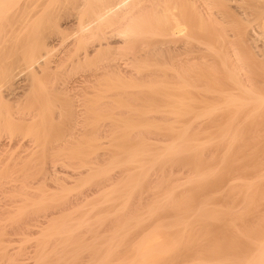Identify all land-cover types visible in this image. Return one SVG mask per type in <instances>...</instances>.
I'll return each mask as SVG.
<instances>
[{"label":"rangeland","instance_id":"374dc122","mask_svg":"<svg viewBox=\"0 0 264 264\" xmlns=\"http://www.w3.org/2000/svg\"><path fill=\"white\" fill-rule=\"evenodd\" d=\"M26 1H29L30 2L31 0H23V1L20 0L18 2H13L12 3L13 6L11 5V7L9 9V13L10 14L4 13V15H3V17L5 16L4 19H2V16H0V19L3 20V21L0 20V22L1 23L3 22V24L5 25L4 26L2 24V26L4 27V31H3V28H1L2 26L0 27L1 28L0 29V35L5 34V36H6V34H8V32H10V36H9V38H10L9 40L10 41L9 42H11V39L13 37H15L14 34H13V31H14L15 35H16L17 32L20 33V31H17V29L20 26H17V25L15 26V24L20 21V19H18V17L24 16V13L20 16V14L22 12H25V14H28L27 12H29V10L31 8V4H30L31 2L30 3L29 2L26 3ZM19 2H20V4H18ZM22 2H24L27 5H28V3L30 4L29 5L30 7L27 6L28 7V10L26 9L27 12L25 11V8L23 7L25 5H23ZM173 3H174V0H164L162 6H160V8L162 10H164L163 7L166 8V6L173 5ZM194 3L197 6L196 9H193V8H191L189 6L188 7H185L184 4L179 3V8L177 10H175V12H176L177 15H180V12L179 11H181V10H184V11L187 12L186 15H185L186 18L188 17L187 18V24H185L184 26H182L184 28V31L181 32L183 35L177 41V45L179 46V45H183L186 42H189L190 45L193 46V51L189 55L190 56V59H191L190 62L195 63V65H197V67H196L197 69H196V72L195 73L199 72V73H197V74H199L198 76H196V74H194V73H191V74H194V76L192 75L194 79H195V77L197 78L195 81L193 80L194 81V84L196 83L195 84L196 86L194 85L195 86V89L197 88V89H200L199 91H202V89L205 88L206 89V90H204L205 91V94H207L210 91L209 94H208L209 96L207 95L208 97L206 98L205 95L202 96V94H204L203 91H202L203 93H201V95H200L198 93L199 92L198 90H193V93L194 94H195V92L197 93L195 95L193 94L195 96L194 99H196V97H197V99L199 101L198 100H196V101L199 102V103L201 102V104H200L201 106L204 105V104L206 105L207 103H208V105H209V103H210V105L212 103H214V105H215V104H218L219 103L218 102L219 100H221L219 98V97H221L220 96L221 95V92H223V93H226V92L232 93L233 92L234 93L236 91V93L239 94L240 91L239 90H236L237 88H235L234 83H232L228 78H226L227 73L229 72V71L227 72V69L228 70L230 68L233 69L232 67H234V65H236L235 64V60H238V59L242 63H244V65L246 63L247 66L245 65L244 66V69H245V67H247L246 68L247 75H250V76L252 75V77H251L252 79L251 80L253 81V85H252L253 88L251 89V87H248L249 85L247 87L249 89H251V90H255V91L257 90L256 91L257 94L260 93V95L264 96V0H196V1L194 0ZM21 4H22V6H21ZM19 6L21 8H19ZM164 12H165V10H164ZM16 13H17V16L18 17L16 16ZM6 17H8V19L10 18V20H6ZM14 17H15V19L17 21H15ZM160 18H161V21L163 20L162 23L165 22L166 14L164 16L160 17ZM5 20L9 24L11 23V20H12V23L10 25H11V27H13V29L11 27H9V24H7V22ZM155 21L157 22V20H155ZM60 22H61V25H62V27L64 29L65 34H66V37H65L66 40L65 39H62L61 37H57V36L54 37V38H50L49 39V41L51 42L50 47H52V49H53L52 50L53 52H51V54L53 53V57L52 56H49V58L47 57L50 60L59 59L60 56H61V58H64V56L67 57V52L69 53L71 51L70 54H72L75 51L76 47H77V46H75L76 44L75 45L72 44L73 45V48L71 47L72 45L69 47L70 49L68 48V50L65 48L66 43L72 42L71 40H73V38H75L74 37L75 36V31L78 30L77 29L78 28V24L75 21H74L75 22L74 23V22H71V20L69 21L68 19L62 20ZM18 25H21V23H19ZM14 26H15V28H14ZM5 27L7 28L6 29V32L7 33L5 32ZM146 27H145V29H148L149 28L148 30H145L146 32L147 31L152 32L150 30V27L148 25ZM154 27L151 26V29H154ZM165 27L166 26H163V28H165ZM27 28H26V30H27ZM30 28L31 27L28 28L29 29L27 31L28 33L29 32L31 33V29ZM9 29H10V31H8ZM1 30L3 32H5V33H3V32L1 33ZM22 32H24V34ZM25 32L26 31H21V33L23 34L22 35L20 33L22 37L18 33L20 37H17V38H22V39L25 38L26 40L25 39H23V40L18 39V45L19 46L16 45L17 47L11 48V51L10 50L8 51L7 48L9 49L10 48V45H11V47H14L15 44H17V42H15V40H14V42H12V43L9 44L7 41L4 40L5 39L4 38L5 36H0L1 37V39H0V48H1V46L3 44H4V46H6L5 42L8 43L7 44L8 47L7 46L5 47L6 50H3L2 48L0 49V51H1L0 53L1 54H2V52H4V54H2V55L0 54L1 55L0 56L1 62H2V60L5 57V59L3 60V62L4 61L5 62L4 63H1L0 62L2 65L3 64L5 65L4 67L3 66H0V70H1L0 72L1 73L2 72L4 73L6 71L10 72L9 70L12 69L11 71H14V72H10V73H12V74L14 73L15 74L14 80H12L10 82V84H13V86L11 85V87L13 88V89L11 88L12 89L11 91H13V94L14 95L11 94L12 92L11 93L8 92L10 90V88L7 89L8 91H5V93H7L6 95L3 92L6 87H3L4 89L1 88V89H3L2 92H1L2 93L1 95H5V98L3 97L4 98L3 99L4 102L6 101L5 99H8V98H6L7 95L10 94V95H8V96H10L9 97V100H8L9 104L6 103L7 101L5 103L8 104L7 105V110H9V112H11V116L13 115L12 118L14 117L13 120H12L13 121L12 126L14 128L12 127L13 128V131L12 132L10 130H8L9 128H8L7 124L5 123V121H4L5 119L1 120L2 119V117H1V119H0L1 120L0 121L1 122L0 123L1 124L0 125V128H1L0 129V154H1L0 155V160L2 162L4 160V162L6 161V163H2L0 161V164H2V165H0V180H1L0 181V204H1L0 205V214L2 213L0 215L1 216V218H0V228L1 229L0 230H2V227H3V230L0 231V264H86V263L87 264H115V263L118 264V262H120V261L122 262V259L121 258H124V256H125L124 253L126 251V244H124V239L127 238V237H129L128 238L129 241H131L132 239H134L136 241L138 239V236H141L142 235V232H143V230H142V228H143L142 226L143 225L142 224L145 225V223H146L147 220L144 223H141V221H144L145 219H148L149 221H151L148 218L150 216V213L153 215V216L151 215L152 217L150 216L151 219H154L153 217H157L155 215H158L159 214V212H157V211L158 210L160 211V208L158 210L155 209L158 214L154 213L155 212L154 210H153L154 211L153 213L150 212V210H152L150 208L153 207L155 204H157V206L160 205L161 203H164L165 204V202H163V201H165V199L167 198V196H168L167 194H169V193H171V191H173V190H171L172 189L171 187L174 186V185H172L173 184L172 182H174V184L175 183L177 184L178 181H180L178 179H181V181L186 182V181H184L186 179L185 177L188 175L189 177H187V179L190 178L191 177V174L192 175L195 174L194 173L195 170L197 171V169H198V168L196 169V167H194L193 165H192L193 167L192 166H190V167L187 166V168L184 169V167H186V165H190L191 164V161L190 160H187V162L190 161V164H186L187 163L186 160L185 161L183 160L184 162H186L185 165H184V162H183V165H182L181 164L182 162H180V161H179V164H175L178 161H175V163L173 162L174 163L173 164L172 161L169 160V162H171L172 165H175V167H173V168L172 167L170 168L169 166H172L171 163H168L166 161L167 162L166 168L164 167L166 162L164 163V165L161 166V167H164L165 168V171L160 170L161 168L159 167V170H160V172H159L158 170H156L157 168H155V171L158 172V173L156 172V174H153V173L150 172V171L154 170L153 168H152V170H150V168H148L150 170L149 173H148V175L151 173L150 175L153 174L156 177V179L155 178L152 179L151 176L149 175L148 178L150 179L151 182L149 180L148 181L146 180L147 182H145V181L144 182H141L143 180H139V182H136L139 185L134 183L136 185V188L138 187V189H135V191H136L135 192V195L137 194L140 197L137 198V195L135 196L134 194H132L134 191L132 193L130 192L131 194L129 193V195L131 197H132V195H134L132 198H130V200L132 199L134 201H132V200L129 201V199H128L129 197L127 198V196H129V195L128 194L127 195L124 194V190H125L124 188L125 187L122 184H124L123 182H126L127 183V181H125V179L127 180L128 177L126 178L125 176L134 175V174H137L139 172V170H137L134 167V165L136 166L137 163L136 164L135 163L134 164L132 163L133 166H132V164H130V166H132L131 167L132 169L130 167H125V166H122V165L121 166L119 165L117 167L116 165H112L113 163L111 164V161L112 160L114 161V159H117V158H119V156H121V154L119 152V148H120V150L121 149L122 150L124 149V151H125V148H127L125 146H124L125 148H122L121 147V146H123L124 143L121 146L120 145L119 146H114L116 143L113 145V143L111 142V140L114 139V137H116L115 135L117 133L119 134V130H121L120 128L118 129V126H116V125L119 123L118 125L122 126L123 127L122 129H124V130H125V127H127V126H125V124L128 121H129L128 122L129 123V126L134 127L131 124H134V125L135 124H139L137 126L140 129L142 127H139V126H141V125H143L145 123L148 124V127H147V125H145L146 126V129H149V123H153L152 124L153 126L155 124L157 125V127L158 126H161V129H162V125L163 124H164L163 126H166V125L168 126L171 123L174 125V123L172 122L173 115H170L169 112L165 111L167 109V106H170V107H168L169 110L172 107L171 106L172 103L171 104L168 103V100L171 98V96L165 94V95H167V97L170 96V97H168L169 98L168 100L164 96L161 97V98H166V102H167L166 103L165 102V99L164 100L163 99H160V97L159 98H153L154 100L152 98H151V100L150 99L148 100V97H146V95L143 94L144 96L139 95L141 98H139V96H138V98H139L138 99L137 98V94H131L130 93V96L131 95L133 96V97L131 96L132 98H134V99L137 98L138 99V100H134L133 99L134 100V103H133V102H131L133 100L129 96V93L128 92H127L128 93V96H126V93L125 92L123 94H119L121 92L120 88H117L116 86H113L112 85V84H114V81L111 79L112 76L109 77V74L108 73H105V75L102 74V76L99 75L101 77H97V76H94L93 77L92 75H93V73L95 71V67H94L95 62L97 60H99L100 57L104 56L106 53H109V52L112 51L113 46H111V45H109L110 47H112L111 49H109L110 47L107 48V46L105 45L106 48H104V47L101 48V49H103V50L100 51L101 53L99 52V49H97V52H98L97 55L95 54L97 52H95V53L92 52L91 53L92 55L90 54L89 57L83 58V60L80 59V61L78 60V62L77 61L76 62H72L71 59L70 60L69 59H67V60L65 59L66 61L64 62V64H62L60 66L59 65L56 66V64L53 61V63L49 64L48 66H44V67L41 68L40 67L41 64L39 63V61H44L46 59L43 58V57H41V54L39 56L38 53H35V54L33 53V55H35V58L36 59H35V61L30 62V60H29V58H30L29 57L30 56L29 45H28V47H24V45L27 44L26 42H29V40H27V37L29 36V38H30V35L27 36V34H28L27 33L26 36H25ZM12 34H13V37H12ZM23 36H25V37H23ZM2 37H3V39H2ZM145 38H147V39H145ZM1 40H4L5 42H2ZM6 40H7V38H6ZM143 40L145 42V40L148 41L149 39H148V37H144ZM22 41L25 44H23V43L21 44ZM137 42L139 44V41H137ZM1 43H3V44H1ZM134 43L136 44V42H134ZM134 43H131L132 45L128 43V44H125V46L126 45L127 46H129V45L130 46H133ZM112 45H114V44H112ZM20 46L21 47H24V49H22ZM125 46H124V44H122V45L117 44V45H114L115 48L113 50H115L117 47H125ZM19 47L21 48L20 51H19V49H20ZM50 47H49V49L51 50ZM73 49H74V51H73ZM220 49H221V51H220ZM13 51H14V53H13ZM25 51H27L26 52L27 54L25 53ZM6 52H8V53H6ZM11 52L13 54H15V55H13V60L15 62L13 60L11 62H7L6 61L7 59L9 61L12 59ZM22 53H24V54H22ZM112 54L115 57V55H114L115 53H112ZM112 54H110V55L112 56ZM234 54H236V55H234ZM107 55H106V57H107ZM117 55L118 54H116V57L115 58L113 57V60L114 61L117 60V62L121 66V69L124 70V75L126 77L130 78V77H134V76H144L147 72H151V71H148V69H144V68L140 69L138 67V65H137V61H133L132 59H129L128 56L121 57V54H120L119 55V58H117ZM91 56H93V57H91ZM6 57H9V58H6ZM14 57L17 58V59H15ZM109 57L107 59H105L104 61L101 60L99 63L100 64H103L104 62L111 60L110 58H112V57H110V58ZM75 58L77 59L78 57L76 56ZM216 58L217 59H220V60L218 61ZM222 58H224L223 60H226V61H223V63H222V60H221ZM143 59H144V57H143ZM151 59L153 60V58H151ZM206 59H207V61H206ZM148 60H150V59H148ZM203 61H204V66H203ZM205 61H206V63H205ZM12 62H13V64H12L13 66L9 67V65ZM159 62H160V67H159L160 69L158 68L156 72H160V73H156L157 75L154 78L155 81L157 82L156 79H158L159 81H164V82H166V81L168 82L169 81V82H172V77H171L170 74H172L174 71L169 66L170 63H171V60L170 59H166L165 57H162L161 59H159ZM224 62H226L227 68H226V66H224ZM5 63H8V64H5ZM207 63H208V65H207ZM32 69H33V71L36 72V76L35 77H34L35 74L33 75V73H32L33 72ZM97 71L103 72V69H98ZM242 71H245V70H242ZM37 72H39V73H37ZM243 73H245V72H243ZM158 74H160V75H158ZM35 78H37V79H35ZM100 80L103 82V84L101 85L102 88L99 85V83H100L99 81ZM107 80H109L107 82L108 84L106 83ZM145 81L146 82L147 81L149 82V80H147V79L144 80V82H142L140 80V82H142V83H145ZM216 81H217V83L215 84ZM218 82H220V83H218ZM255 82H256V84H254ZM197 85H198V87H197ZM214 86H217V87L215 88ZM191 87H192V85H191ZM191 87H190V90L187 89V88L186 89L189 90V91H191L192 90ZM148 88L149 87H146L147 91H144V92L149 93V89ZM167 88H168V86H167ZM170 88L171 87H169L168 89H170ZM210 88H212V91L214 92V94L211 93V89ZM217 88L220 89L219 92L217 91L218 90ZM146 89L143 88V90H146ZM151 89H153V88H151ZM168 89L167 90L165 89L166 91H168L167 93H169V92L171 93L172 90L170 89L171 91H169ZM208 89H210V90L208 91ZM25 91H26V93H25ZM163 91H164V89L162 90V92ZM184 91L182 90V92H184ZM186 91H185V93H186ZM189 91H187V92L189 93ZM151 92L153 93V91H151ZM151 92H150V94H152ZM157 92H158V90H157ZM173 92L171 93L172 97H174V95H175V94L173 95ZM215 92H217V93H215ZM256 92H254V93H256ZM164 93H165V91H164ZM180 93H179V96H177V97H180L181 95H183V96H181V98L184 97L182 100L183 101H186L187 98L185 96V93H181V95H180ZM236 93H234V94H236ZM47 94H48V96H47ZM153 94H155V93H153ZM190 94L191 93H189V95ZM211 94H213V95H211ZM123 95H124V97H123ZM135 95H136V97H135ZM161 95H164V94H159V96H161ZM186 95H187V93H186ZM189 95L187 97H189ZM215 95L217 96V98H216ZM14 96L16 97V99H15ZM39 96L42 99L41 102L43 103V108L45 107L44 109H46L44 111H46L47 113L50 112V114L49 113L47 114L45 112V115L43 113H41V115L42 114L43 115H42V117H41V115L39 116L40 119H39V117L36 118V116H37L36 115V112H38V110L40 108V106L38 105V104H40V102H38V97ZM10 98H12V99L10 100ZM22 98H24V100ZM174 98H173V100H174ZM191 98H193V97H190L189 100ZM125 100H128V101H126V103H125ZM54 101H56V102H54ZM138 101H140V102H138ZM163 102H164V104H163ZM197 102H195V100H194V103H197ZM167 104H169V105H167ZM198 104H196L194 107L196 108V106H198V109L197 108L196 109H197V111L198 110L200 111V108L199 107H201V106L198 105ZM148 105H150V106H148ZM159 105H160V107H159ZM128 106H131L133 109H131V107L129 108ZM46 107H48V108H46ZM55 107H56V109H55ZM43 108H42V110H43ZM70 109H72V110H70ZM145 109H147V110H145ZM151 109H154L155 111L154 110H151ZM157 109H159V110H157ZM162 109H163L164 112L162 111ZM171 109L173 110V108H171ZM126 110H127V112H124ZM138 110H142L144 112L145 116H147V117L146 118H144V117L142 118L143 112H142V115H137L138 112H140ZM261 110L259 109V111H258L257 109H255V110H252L251 109L250 116H249V117H251V120H248L250 118H248V115L245 112L243 114L241 113L243 116L240 115V116H242L243 120H244V116H246L245 119L248 118V119H246V121H244V125L247 126V124H248V126H247L248 128H246V130L243 129L244 126L242 124L243 123V120H242V123H240V124H242V126L239 124V127L240 126L243 127L242 129L245 132L242 131L241 129H240V131L242 133L243 132L244 133L248 132L246 134L247 135L249 134L248 136L251 139L249 137H247V135L245 136L244 133L243 134L241 133V135H243V136L249 138L250 140H252L253 142L249 140V142L250 143L252 142V144L253 143L256 144L257 141H259V143L256 144V146H257L258 149L256 147H254V149H253L252 148L253 145L252 144L250 145V143H248V144L245 143V141H248V139L246 140L245 137H243L245 140L242 143L247 144L248 147L245 146V145H243V144H241L242 148L240 149V147H241L240 146L237 149L239 152H237V150H236L237 155L238 154H240V155L242 154L241 155L242 157L241 156L240 157L237 156L238 157L237 160L238 161L240 160L241 162H242L241 158L243 159V156L244 155L246 156V157L245 156L244 157L247 160L249 152L252 153V155L250 154V156H252L253 158L250 157L249 159L250 160L253 159V160L251 161L252 162L251 163L252 165L250 164L249 168L246 167V165H247L246 162L244 163V161H243V163L245 165L242 166L239 163L240 161L239 162L238 161H235V165H236V162H238L237 165L240 164V166L241 167H244V168H239V167L236 168L235 165H234L233 171L230 172V171L227 170L228 173L227 174L224 173V175L221 172L222 174L220 173L221 174L220 177L221 176L222 177L219 178V180L216 183L214 182V185H212L213 183L210 180V182L212 184L210 182H204V183H207V184L209 183V185L211 184V186H209L207 184H206L207 185L206 186L204 183H202V184L198 185V187H194L193 186L195 188L194 190L193 189H190V188H193L190 185H189V187L187 186L188 193L191 192V191H189V189L195 192V190H197V189L199 190V188L201 189L203 187L201 191H199V192L197 191L196 194L194 193V195H195L194 197L192 196L193 194H191V193H190L191 196L190 195H187L188 193H186L187 192V190H186L187 188L186 187H185L186 188L185 189L186 192H184L185 190L183 191L182 188H180V187H182L181 185H185L186 186L187 184H183L181 182L180 187L178 185V189L180 188L178 191H180V192L183 191L180 195L176 191V194L179 197L180 196H183L184 195L183 193H185V196L187 195V198L185 196H183V199H185V198L188 199V196H190L191 198H193L194 201L193 202L191 201V205L190 206H192L194 204H195V206H192V210H194L195 207H197V206H198L197 208H199L202 205L201 204L202 201L205 202V200H206L205 205L206 204L207 205L208 204L210 205L211 203L209 202V199L212 200V198L213 197L215 198L216 195H218L219 197L217 196V198H215L216 200L215 199L213 200V203H212L213 205H211L213 207H217L219 209V207L221 205H223V208H224V211L225 212H226V209L227 210H230V211L231 210L233 211L234 207L237 206V205H238L237 207H239V208L240 207H243L242 205H240V204H242V203H240L241 201H239L242 198H240V197H238L236 195L235 196L238 197V199L236 197H234V196H231V197L230 196L229 197L227 196L229 194L226 193V186H227L228 182L229 183L230 182L232 183L236 179H239L240 180L241 178L242 179L244 178L245 180H250L252 178V175H256V174H260L261 172H264V167H263L264 166V147H263L264 146V112H263L264 111V108H262ZM32 111H33V113H32ZM72 111H73V113H72ZM149 111H150V113L148 114ZM152 111H154V112H152ZM253 112H255V113L257 112L256 118H255V116H254L255 114ZM94 113L95 114H98V115H95ZM159 113L160 114L162 113V114L160 115ZM223 113H226V112H222V113L219 112V116L222 115V116H220L221 119L218 116V114H217V117H216V115L212 116V117H214L215 120L210 116V119L211 118L213 119V120L211 119V121H212V123L214 125L218 126L217 123L219 124V122H220L219 125H221V128H222V126L224 124H226V122H224V124H222L221 122L225 121V119L228 121V119H227L228 116L226 117V115L229 114L230 112H227L225 115ZM251 114H252L253 118H252ZM28 115L32 119H30L29 117H27ZM51 115H53V116H51ZM113 115H114V118H113ZM167 116H168V118H167ZM170 116H172V117H170ZM179 116H181V115H179ZM179 116H178V120L179 121L182 118L183 119L186 118L184 115H182V117H179ZM229 116L231 118H233L232 115H229ZM240 116L238 115V116H234V117H235V119H236V117H238V119H239ZM124 117L127 120H125ZM164 117H166V118H164ZM6 118L8 119L9 117H6ZM94 118H95V120H94ZM170 118H171V120H170ZM179 118H181V119H179ZM188 118L186 120H188ZM206 119L208 120V118H206ZM37 120H39V121H37ZM44 120H46V121H44ZM119 120H123L122 121L123 123L121 121H119ZM184 120L181 121V123L183 122L182 124H184ZM186 120H185L186 123L188 121L190 122V120H188V121H186ZM240 120H241V117H240L239 121ZM41 121H42V123L40 124ZM203 121L205 123V120H203ZM203 121L202 120L200 121L201 122L200 125L204 124ZM247 121H248V123H247ZM249 121L252 124H250ZM93 122H95L97 125H94L95 123H93ZM116 122H118V123L116 124ZM206 122H209V123H206V125L207 124H209V125H207V126L206 125H203V127L206 126L205 129H207V128L209 129L210 126H211V128L209 130L207 129V132H206V130L202 126L201 127H198V126L195 125L194 128H196V127L197 128H200V129L202 128L203 129L202 134H205V133L206 134H208V133L209 134H215V132L217 134V131L218 130L215 131V132H213V131L215 130V128L217 129L219 126L218 127H216V126L214 127V125L210 122V120L209 121H206ZM236 122H238V121L236 120ZM245 122L247 124H245ZM46 123H47V125H46ZM114 123L116 124L115 126L113 125ZM120 123H122V124H120ZM182 124L179 123V124H175V125H182ZM210 124L213 125V128H212V125H210ZM126 125H128V124H126ZM171 125L168 126L169 127L168 129L171 128ZM15 127H17L16 130H15ZM36 127L39 128V129H37ZM157 127H156V129H157ZM134 128H136V127H134ZM150 128H151V129H149L150 132H148V130H146V129H144V130H146V132L143 129H141L144 133L142 131H140V132L137 131V128H136V130L133 133H134V135H137L139 133L138 134L139 137L136 136L137 138H134V135H133L134 140L137 141L138 138H141L142 137V139H144V140L141 139V141H144L145 142V140H146V142H151V144H153V145H151L149 143V145H151V147L152 146H155L156 144L157 145L159 144L158 147H157V145L155 146V147H157V150L158 149L160 150V148H161V150L164 149L165 147H163V148L161 147V146H164V145H161L160 146V144H162V143L165 144V145L169 144L170 141L172 140V135L174 134L173 131L172 132H169V130H166V132H169L170 134H168V133L165 132L166 135H164L163 133H160V132H164V130H165L166 127H163V129H164L163 131H161V129H157V131H156L157 133L155 131L151 132L152 130H156L155 128L153 129V127H151V124H150ZM194 128L192 130V132L194 131L193 133H196V134L200 133L201 134V130L202 129L201 130L198 129L200 131L197 133L196 132L197 129L194 130ZM221 128L219 127V129H221ZM116 129L118 130V132L115 131ZM211 130H213V131H211ZM136 131H137V133H135ZM124 132H128V131L126 130ZM141 132H142V134H140ZM111 133H112V135H111ZM218 133H219V131H218ZM122 134H121V136H122ZM125 135H126V133L124 134L123 137H125ZM130 135H132V132L130 133ZM251 135H252V137H251ZM121 136H120V139H123ZM127 136L129 137V134ZM255 136H256V138L254 140V137ZM259 137H260V139L263 138L262 141H260ZM46 138H47V140H45ZM92 138H94L93 139L94 141L97 140L96 141L97 144H100V145H96L97 146V147L95 146L96 148L93 147V149H92V146H94L95 143L92 142L93 141ZM133 138L131 136L130 139L133 140ZM85 139L86 140L87 139L88 140H92L91 141L92 144L94 143L91 146V150L93 152L89 149L90 148L89 145H86L85 147H88L89 146L86 149H89L90 151L89 150H87L86 152L84 151V150H86L83 147L85 145V143H84V140ZM88 140H87V142H88ZM44 141H46V143ZM54 141H55V144L57 145V143H58L60 147L59 146H58L59 148L52 147V151L51 152H50V148H48V150H46L47 144H48V146H50L52 143L54 144ZM87 142H86V144H87ZM260 143H262V144H260ZM80 144H81V146L83 145L82 146L83 149L81 148V146L79 147ZM43 145H44V147H43ZM110 145L111 146L113 145V146L111 147ZM125 145L127 146L129 144H125ZM249 145L252 146L251 147L252 150H250L251 148L249 149ZM258 145H259V147L261 145L260 149H259ZM243 146L246 147V148H248V149L244 148ZM94 148L96 150H94ZM113 148H115V149H113ZM81 149H82V152H83V156L81 155L82 152H80ZM153 149H154V152L157 151V150H155V148H153ZM244 149H246L245 150L246 152L244 151ZM5 150H7L8 152L7 151L5 152ZM41 150H42V152H41ZM151 150H152V148H151ZM43 151H44V153H43ZM54 151H55L56 154L54 153ZM214 151H216V150H212V153H216V152H217L216 154L219 153L218 151H216V152H214ZM121 152H123V151H121ZM3 153H4V155H2ZM50 153H51V155H50ZM92 153H93V155H92ZM222 153H223V151L221 152V154ZM77 154H80V155H77ZM112 154H113V156H112ZM117 155H119V156H117ZM219 155H220V153H219ZM47 157H48V159H47ZM111 157H113V158H111ZM51 158H53V160ZM82 158H84V159H82ZM124 158H125V156H124ZM9 159H10V161H8V163H7V160H9ZM13 159H15V160H13ZM120 159H121V157H120ZM249 159H248V161H250ZM176 165H178V166L176 167ZM26 166H28V167H26ZM100 166H102V167H100ZM112 166H113V168H115V166L117 168L113 169ZM127 166H129V165H127ZM138 166L139 165H137V167ZM103 167H104V169H103ZM121 167H124L123 168V171H122V168ZM245 167H246V169H247L248 172L245 170ZM250 167L252 169H254V170H252ZM21 168L24 169V170H21ZM106 168H107V172L105 170ZM164 168H162V169H164ZM190 168H191L192 171H193L192 168H194L195 170L191 173ZM230 168H231L230 170H232V167H230ZM99 169L100 170H103V171L105 170L104 172L107 173L108 175L106 174V176H105V173L104 172H103L104 174H102L104 176H97V175H95L96 172H99L100 171ZM144 169L148 171V169H146V168H144ZM144 169H143V171H144ZM236 169H237V172L238 171L240 172V174H239V172H238V175L236 174ZM238 169H242V171H240ZM110 171H111V174L109 173ZM130 171L132 173H130ZM155 171H154V173H155ZM227 171L225 170L223 172H227ZM244 171H246L247 174ZM259 171H260V173H259ZM241 172H243V174ZM28 173H30L33 178ZM141 173H142V171H141ZM162 173H164V175ZM173 173H174V175H173ZM188 173H190V174H188ZM45 174H48V175H45ZM143 174H145V171H144ZM232 174L233 175L236 174L237 177H239V175H241V176L242 175H245V176H247V178L245 176L244 177L243 176L242 177L240 176V178H236V176H235V178H236L235 179L234 177H232L233 176ZM262 174H260L261 175L260 177H262L263 178L262 180L264 181V175H262ZM118 175H119V177H118ZM167 175H169V176H167ZM21 176H22V178H21ZM28 176H29V180H28ZM136 176H138V174ZM157 176H158L159 179L157 178ZM160 176H161V178H160ZM229 176L232 177V178H230ZM249 176H250V178H249ZM15 177H16V179H15ZM17 177H18V179H17ZM99 177H100V180H99ZM164 177H166V178H164ZM257 177H259V175L258 176H255L254 178H256L258 181L251 180V181L255 182L256 184L257 183L259 184V185L257 184L258 185L257 186L255 183H253L256 187H254V186L252 187L253 189H256L257 187L259 188V190L257 188L256 191L252 190V191L255 192V193L253 192V194H255V195L252 194L253 195L252 196L253 203H254V200L256 202V203H254L255 204V208H254L255 211L254 212L251 211L253 214L250 213L252 215H250V217L248 216L250 219L248 217H246V219L248 218L247 220H249V223L251 221V223L249 225H251L252 223H254V225H255L257 223V225H255V226L256 227L258 226V227L257 228L256 227H253V228L256 229V230L258 229L257 231H260L261 230V232L264 233V197H263L264 196L263 195L264 194V184H263L264 182H262V180H261L260 177L259 178H257ZM20 178H21V180H20ZM91 178H93V179H91ZM145 178L147 179L146 176H145ZM183 178H185V179H183ZM228 178H230L231 180L234 178L235 180L233 179L232 181H229ZM13 180H15V181H13ZM23 180H25V183L26 184L24 183ZM26 180H27L28 184H27ZM237 181L238 180H236L235 182H237ZM259 181H260V183H259ZM22 182H23V184H22ZM119 182H121V183H119ZM148 182H150V183H148ZM261 182L263 184V187L261 186L262 185ZM168 183H170V184H168ZM17 184H18V186H17ZM24 185H26V186H24ZM135 185H133V186L135 187ZM162 185H164V186H162ZM168 185H172V186H169L171 189L170 188L168 189ZM121 186H123V187H121ZM131 186H129V187H131ZM199 186H202V187H199ZM139 187L140 188L142 187V189H140ZM25 188H26V190H25ZM104 188H105V190H104ZM114 188H116L117 191ZM112 189L114 190L115 193L113 192ZM173 189H174V187H173ZM6 190H7V192H5ZM96 190H97V192L99 194L96 193ZM131 190H133L132 187H131ZM167 190H169V193H167ZM228 190H227V192H228ZM230 190H232V189H230ZM261 190H263V191H261ZM103 191L105 192V194H104ZM118 191H120V192H118ZM164 191H166V194L163 195V196H165V199H161L160 202H159V204H158V201L157 200H159L160 198H163L162 193H164ZM212 191H213V193H216V195H214L213 193H211ZM223 191H224V193H222ZM37 192H40V193H37ZM46 192H48V193H46ZM116 192H117V194H116ZM217 192H219V193H217ZM257 192L258 193H261L262 192V194H257ZM4 193H5V195H4ZM113 193L116 196L115 195H113V196L110 195V194H113ZM120 193H122V194H120ZM208 193H209V195H208ZM210 193L213 194V196ZM152 194H153L154 197L152 196ZM225 194H227L226 195L227 197L225 196ZM256 194L258 196H256ZM45 195H46V197H45ZM117 195L123 196V198L118 197ZM196 195H197V197H196ZM199 195H201V196H199ZM205 195L206 196L208 195V196L205 198ZM230 195H231V193H230ZM18 196H20V197L18 198ZM38 196L39 197L42 196V197L38 198ZM150 196H152L153 199ZM176 196H174V197H176ZM254 196H255V199H253ZM8 197H9V199H8ZM15 197H17L18 201L16 200ZM174 197H173V199L175 200ZM209 197H211V198H209ZM232 197H234V199H232ZM134 198H136V200L139 201V202L135 201ZM148 198H151L150 199L151 201ZM155 198H156V200H155ZM262 198H263V200H262ZM173 199H171V198L169 199L170 201H168L169 202V205L168 206L164 205L166 207V209L164 207V210H167L168 209L167 207H169V206L172 207L171 205L173 203H170V202H172V201L174 202ZM176 199H178V197ZM186 199L184 201L185 203L186 202H190L189 199L188 200H186ZM1 200H3V201L1 202ZM19 200H20L21 203L19 202ZM228 200H229V202H228ZM259 200H260V202H259ZM4 201H5V203H4ZM11 201H12V204L13 205L9 203ZM13 201H15V202H13ZM40 201L41 202H44V204L41 203ZM199 201H201V203ZM6 202H7V205H6ZM39 202H40V204H39ZM130 202H132V203L130 204ZM148 202H150V203H148ZM168 202H166V204ZM235 202H236V204H235ZM90 203H91V205H90ZM138 203L140 204L139 206H138ZM112 204H113V206H112ZM127 204H128V206H126ZM152 204H154V205L152 206ZM189 204L186 203L187 206H189ZM198 204H200V205H198ZM228 204H229V207L231 209L228 206H227L228 208H225V206L228 205ZM234 204H235V206H234ZM16 205H19V206H16ZM70 205H72V206H70ZM133 205H135V207ZM141 205H143L144 207L141 206ZM149 205H151V207ZM186 205H184V208H185ZM214 205H216V206H214ZM253 205H252V209L254 207ZM35 206H37V207H35ZM64 206H65V208H67L69 206L70 207H74L75 206L74 208H72V210L74 209L72 211L74 215L72 214L71 218L69 217V218L66 219L65 215H67V213L68 214L69 213L71 214V211H70L71 209L69 207L68 208L69 209V212H68L67 209H64ZM80 206L82 207L83 210L81 209ZM84 206H85V208H83ZM161 206H163V205H161ZM161 206H158V207H161ZM231 206H233V207H231ZM34 207H35V210H34ZM62 207L67 212L65 211L66 214H64V211H63V214L64 215L62 214L61 215L62 216L61 218H60V215L58 214V216H56V218L51 219V220H48L46 222L47 224L42 222L43 223L42 224L43 227L41 225H40L41 227L39 225H38L39 227L37 226V223L39 222V221H37V219L41 220L43 214L45 215V214H47V213H49L51 211H55V210L62 211L63 210ZM94 207H95V210H93ZM148 207H150V208H148ZM155 207H156V205H155ZM237 207H235L236 210L238 209ZM6 208H7V210H6ZM124 208H126V209H124ZM127 208H129V210ZM131 208H133V209L136 208L137 210L134 209L136 211L133 212L134 210L133 209L131 210ZM144 208L145 209L147 208L146 209V212H144V210H145ZM148 209H149V212L150 213L147 216ZM162 209H163V207H161V212H162ZM169 209H168V211H167L166 214L164 213L165 211L162 212V214L160 212V214H161V216L164 214L165 216L164 215L163 216L165 218H169L168 221L170 222L172 219H174L177 216L176 213H179V212H177V210L175 211L176 213L175 212H172L173 214L175 213V216H174L172 213L169 212ZM189 209L191 210V208H188V210ZM235 209H234V211H235ZM18 210H20V211H18ZM89 210H90L91 213L89 212V214L87 213V215H86L85 213L88 212ZM183 210L184 209H182V214H178V215H181L182 216L184 214L183 213ZM45 211H46V213H45ZM171 211H173V207H172ZM9 212H11V213H9ZM82 212H83V214H82ZM139 212H141V213H139ZM184 212H186V213L187 212L188 213L189 212L190 213H193L192 211H184ZM225 212L224 213L223 212L221 213L222 214V217H220V214L219 215L217 214L218 217H220L218 219L216 218L217 216L215 218L211 216L213 218L212 220L215 221V222H213L212 220H210L211 223L210 222H207L206 223L204 221L207 218L211 219L210 216L205 219V217L207 215H204V218H203V221L205 223L202 220L201 221L198 220V219L202 218L199 215H198L199 218H197L198 216L196 217V219L194 218L196 220V222H194L195 220H193V218H192L191 220H192L193 224L195 223V225L192 224V226L194 227V228L193 227L192 228L194 230H196V231H192V229L191 230L189 229L190 230L189 232H192V233L188 234L189 232H187V234L189 235L188 236L189 238H190V235L191 234H193V235L194 234H197V235H194L196 237V239L198 238L197 236H199V235L201 236V235H204L205 234V237L207 239L204 238L203 236H202V238L199 236L200 237V243H203L202 242L203 240L201 241V239L204 238V239L207 240L206 243L207 244H210L209 245L210 247L212 245V249H213V246H217V248H218L217 251H219L218 254L220 256L217 255L216 253H215L216 255L215 254H213V255L211 254V255L212 256L215 255L214 256L215 257V260L218 259L219 257L220 258L223 257V258H221V261L218 259V261H219V262L217 261L218 264H220V262L222 263V261L224 262L223 259L224 258H227L228 254L230 256H231V254H232V256L233 255L237 256V254H239V255L242 254L243 255L244 253L249 252L250 251L249 249H251L249 247V244H246L247 242H245V239H242L245 242V244H242L244 242L243 241L240 242L241 238L239 240V236L238 235H237L238 237L235 238V236H233V233L234 232L232 231V229L234 227L233 224H237V227L235 225L236 228H238L242 224L245 225V227H248L249 226V225L246 226L247 224H245L246 222H248V221L245 220V216L246 215L245 216L243 215L244 217L242 215L240 216L241 220H242V217H243V220H244V223H241V222H243V220L241 221L240 219H238V221L236 222V221L232 220L231 217H230L231 218L230 219L229 216H228V214L225 213ZM15 213H17L18 215L15 214ZM20 213H21V215H20ZM126 213H127V215H126ZM136 213L138 214L139 217L140 216H143V218L147 217V218H145L143 220H140V218L138 216H135V218H137V217L139 218L138 219L139 221L137 220L138 222L136 223V226H137L136 228L139 229V228L142 227L138 231L136 230V228L135 229L134 228L132 229L133 225L135 227V224L134 223L136 221H134V223H132V221H130V218H132L133 215H137ZM145 213H146V216L144 215ZM139 214H142V215H139ZM224 214H225V216H224ZM85 215H86V217H85ZM128 215H130L132 217H130V216L128 217ZM184 215H187V214H184ZM226 215L232 221L231 224L233 223L232 224V227H231L232 229L229 228L231 226V224H230V221H228L229 219L226 220V218H227ZM189 216H191V215H189ZM13 217H14V219H13ZM35 217H37V218H35ZM162 217H160L159 219L161 220ZM170 217L171 218L173 217V218L170 219ZM224 217H226V218H224ZM34 218H35V220H34ZM113 218H115V220ZM177 218H178V216H177ZM11 219H12V221H11ZM69 219H70V221H69ZM116 219L117 220L120 219V220L117 221ZM176 219H174L172 222H174ZM209 219H207V220L209 221ZM251 219L253 220V222H252ZM84 220H85V222H84ZM64 221H65V224H66V226L64 225L65 226V230H63L64 229L63 227H62L63 229H61L63 231H61L60 228H59V231L58 230L57 231L61 235H59V233L57 234L58 236L57 235H54L56 233L55 232L56 231L55 228L58 229V227L60 225H62V223ZM127 221L128 222H131V224H132L130 226L131 229L127 228V225L128 224L127 225L125 224V223H128ZM149 221H147V222H149ZM153 221H159V220L154 219V220H152V223H153ZM161 221L162 222H166L167 219H166V221L164 219H162ZM218 221H219V223L217 224ZM233 221L236 222V223H234ZM239 221H241L240 222V225H238ZM111 222H113L114 224L113 223L111 224ZM139 222H140V224L142 226H140V224H138ZM172 222H170V223H172ZM199 222H201V223L199 224ZM227 222H229L228 224H230V226L227 225ZM196 223H198L197 226H196ZM25 224H27V225H25ZM33 224H35V225H33ZM149 224H150V222L146 225V226H148L147 228H143L145 230L144 233H146L147 232L146 229L148 230V228L150 227ZM111 225L114 226L116 229L114 227H112ZM189 225H190V223H189ZM29 226H30V228H29ZM32 226H33V229H31ZM125 226H126V230L128 229V231L131 232V233H132L131 230H133V231L136 230V231H134L132 234L130 233L131 236L129 234H127V233H129L127 231L126 234L128 236L127 235L125 236V231L126 230L125 231H121V229L124 230V227ZM26 227L28 229H25ZM50 227L53 228L52 230H50L51 232L49 231V229H51ZM88 227H90V228H88ZM197 227H199V228H197ZM227 227H228V229H227ZM242 227H241V229H242ZM70 228H72V229H70ZM109 228H111V229H109ZM14 229L16 230V232H15ZM76 229H77V231H76ZM78 229H80L81 231L83 230V232H85V233L82 232V234H84L83 236H81L82 234L80 235L79 232H81V231L78 232ZM92 229L95 230V231H93ZM239 229L240 228H238V230ZM233 230L234 231H238L237 229L235 230V228ZM26 231H27V233H26ZM37 231L40 232V233H38ZM46 231H48V233ZM92 231H93V233H92ZM197 231H198V233H197ZM202 231H203V233H201ZM211 231H213V232H211ZM44 232H46V233H44ZM74 232H75V234H74ZM122 232L124 234H121ZM31 233H32V235H31ZM50 233H51V236H50ZM68 233H70V234L72 233V234L70 235ZM77 233H78V236H77ZM115 233H117L118 235H116ZM135 233L137 234V236H136ZM139 233H141V235H139ZM44 234H45V236H44ZM52 235H54L55 237H52ZM223 235H225V236H223ZM47 236H50V239ZM61 236H62V238H61ZM121 236H122V238H121ZM194 236H191V238L194 237ZM57 237H58V239H57ZM70 237H72V238H70ZM80 237H82V238H80ZM232 237H234L235 239L232 238ZM51 238H52V240H51ZM218 238H219V240H218ZM223 238L224 239L226 238L225 239L226 242H225V240H222ZM30 239H32V240H30ZM91 239H92V241H90ZM231 239H234L235 241L237 239V241H236L237 243L236 242L233 243L234 240H231ZM114 240H116V241H114ZM230 240H231V243H229ZM129 241H128V243H129ZM219 241H220L221 244L224 242L222 246L220 245ZM217 242H218V244H217ZM227 242H228V244H227ZM56 243H58V244H56ZM190 243H192V244L189 245ZM194 243H197V242L194 241ZM194 243L193 242H189L188 245L192 247V245ZM200 243H199V245L198 244L197 245L200 246V248H203L202 247L203 245H204V247H206L204 249H207L205 251H208L207 252V256L208 257L211 256L209 253H212V252H215L216 251V248H214L215 250L212 251V249L210 248L211 249L210 250L208 248V246H206V244L203 243V245L201 246ZM50 244H53V245L50 246ZM121 245H123V246L121 247ZM195 245L193 246V248L195 247ZM224 245H226V246H224ZM117 247H119V248H117ZM187 247L188 246H186V249L188 251L189 250H191V251L195 250L193 252H195V253L197 252L196 253L197 254L196 256H198V253H199L200 256H204L205 255L204 257H206V254L203 255L202 254L203 252L200 253L202 249H200L199 247H196V248H198L197 251H196V249H193L192 250L191 247H190V249H189V247L188 248ZM120 248H121V250H119ZM219 248H221L222 252H224L225 255L222 253V256H221V254H220L221 253V250H219ZM231 248H234V249H231ZM242 248H243V250H241ZM111 249L113 250V252H112ZM199 249H200V251H199ZM223 249H224V251H223ZM237 250H239V251H237ZM184 251L185 250H183V253H185ZM188 251H186V252L189 253V254H187V253L185 254L187 257L185 255H183L182 252H180L179 254H181L182 257L181 258L178 257L179 256V254H178V256H177L178 257L177 262L176 261H174V263L173 262L172 263L171 262L170 263L168 262L167 264H186V263L187 264H195V261L193 263V260L196 257V256H194L195 254L192 255ZM202 251H204V250H202ZM205 251H204V253H206ZM80 252H81V254H80ZM82 252H84V253H82ZM114 254H115V256H114ZM190 254H191V256H190ZM247 254L248 253H246L245 255H247ZM75 255L76 256L77 255H79V256L81 255V256L79 258V256L76 257ZM239 255L237 256V258L239 257L238 259H240V258H242V257L245 256V255L244 256L241 255L242 257H240ZM192 256H194V258H192L193 260L191 261L190 258ZM212 256H211V259L210 260H213L214 262H212V263H211V261L206 262V259L203 262L208 263V264H214L216 261L213 259ZM216 256H218V258ZM235 256L233 257L235 259V261H236L235 264H239V263H237V259L235 258ZM177 257H176V259H177ZM184 257H186V258H184ZM188 258H189V260H187ZM229 258L230 257H228L227 259H229ZM233 258H230V259H233ZM115 259H116L117 262L115 261ZM118 259H120V260L118 261ZM239 261L242 262L241 259ZM105 262H108V263H105ZM228 262H229V264H233L234 263V262L231 263L230 260L227 261V263ZM205 263H203V264H205ZM227 263H224V264H227ZM243 263H244V261H243ZM243 263H241V264H243Z\"/></svg>","mask_w":264,"mask_h":264},{"label":"bare ground","instance_id":"6f19581e","mask_svg":"<svg viewBox=\"0 0 264 264\" xmlns=\"http://www.w3.org/2000/svg\"><path fill=\"white\" fill-rule=\"evenodd\" d=\"M18 1H20V0H0V16H2V19H4V17H3V15H4V13H7V14H10L9 13V9H10V7H11V5H12V3L13 2H18ZM21 1H23V0H21ZM196 1V0H195ZM25 2V1H24ZM24 2H22L23 3V5H25V6H23L24 8H25V11H26V9L28 10V7H30L29 5L31 4V8H30V10H29V12H27L28 14H25V12H22L21 14H20V16L24 13V16H21V17H18L17 16V13H16V16L18 17V19H20V21L19 22H17L18 24L19 23H21V25H18L17 23L15 24V26L17 25V26H20L18 29H17V31H20V33H21V31H26L25 32V36H26V34L28 33L27 31L29 30L28 28L29 27H31L30 29H31V33L29 34H27V36L28 35H30V38H29V36L27 37V40H29V42H26L27 44V46L26 45H24V47H28V45H29V49H30V58H29V60H30V62H33V61H35V55H33V53L35 54V53H38L39 54V56H40V54H41V57H43V58H45L46 60H44V61H39V63L41 64L40 65V67L42 68V67H44V66H48L49 64H51V63H53V61H54V63L56 64V66L57 65H62V64H64V62L67 60V59H71V61L72 62H78V60L80 61V59L81 60H83V58H87V57H89V55L93 52V53H95V52H97V49H99V52L101 51V50H103V49H101V48H106V46H107V48L108 47H110L109 45H111V46H113V48L112 47H110L109 49H111L112 48V51L111 52H109V53H106L104 56H102V57H100V59L99 60H97L96 62H95V64H94V67H95V71H94V73H93V77L94 76H97V77H101L102 76V74L103 75H105V73H108L109 74V77L110 76H112L111 77V79L114 81V84H112L113 86H116L117 88H120V90H121V92L119 93V94H123L124 92L126 93V96H128V93H129V96H130V93L131 94H137V98H138V96L139 95H142V96H144V95H146V97H148V100L150 99L151 100V98L153 99V98H159L160 97V99H165V102H166V98H167V100L169 99L168 97H170L171 96V100L173 101H171L170 99L168 100V103H172L171 104V108H173V110L170 108V110L168 109V107H170V106H167V109L169 110H165L164 108V110L165 111H167V112H169L170 113V115H173V117L172 116H170V117H172V122L174 123V125L172 124H169L168 126H170L171 125V128L170 129H168L169 127L166 125V126H163L162 125V129H161V126H158L157 127V125L155 126H153L152 124L153 123H149V129H151L150 128V124H151V127H153V129L155 128L156 129V127H157V129H161V131H163L164 129H163V127H166L165 128V130H164V132H160V133H163L164 135H166L165 134V132H166V130H169V132H172L173 131V135H172V140L170 141V143L169 144H167V145H165V144H160V146L161 145H164V146H161L162 148L163 147H165L164 149H162L161 150V148H160V150L158 149L157 150V147L159 146V144L157 145V147H155V146H152L151 147V145H153V144H151V142H146V140H145V142L144 141H141V139H142V137L141 138H138L137 139V141L136 140H134V138H137L136 136H138L139 137V133L137 134V135H134V131L136 130V128H137V131H142L141 129H146V126L145 125H147V127H148V124H143V125H141V126H139V127H142L141 129L140 128H138V126L137 125H139V124H131V125H133L134 127H136V128H134V127H131V126H129V121L126 123V124H128V125H126L125 123V126H127V127H125V130L124 129H122L123 127L122 126H120V125H118L119 123L118 122H116V124L114 123L113 125L115 126H118V129L120 128L121 130H119V134L117 133L115 136L116 137H114V139H112L111 140V142L113 143V145L114 146H121L123 143V146H121L122 148H125V147H127V148H125V151H124V149L122 150H120V148H119V152H120V154H121V156H119V155H117V156H119V158H117V159H114V161L112 160L111 161V164L112 165H116L117 167L120 165H122V166H125V167H132L133 166V164L135 163H137V165H139L138 167H137V165L135 166L134 165V167L137 169V170H139V172L137 173L138 174V176H136L137 174H134V175H129V176H125L126 178H127V180L125 179V181H127V183L126 182H123L124 184H122L125 188V190H124V194L125 195H129V193L131 192H133L132 194H134L135 195V189H138V187L136 188V185L135 184H138V183H136V182H139V180H143V181H141V182H147L148 180L150 181V179L148 178V176L151 174V173H153V174H156V172L157 171H155V168H157L156 170H158L159 172H160V170H163V171H165V168H166V164H167V162L168 163H171V162H169V160L170 161H172V163L174 162L175 163V161H178V162H176L175 164H179V161L180 162H182L181 164L183 165V162L186 160V162H187V160H190L191 161V164H190V161H188L187 163L186 162H184V165H185V163L186 164H190V165H186V167H184V169L185 168H187V166H194V167H196V169H197V171L194 169V168H192L193 169V171L195 170V174H191V177L190 178H188L187 179V177H189L188 175L185 177V178H183V179H185L184 181H186V182H183V181H181V179H178V180H180V181H178V183L175 185L174 184V182H172L173 184L172 185H174L173 187H174V189H173V187H169V186H172V185H168V189L170 188L171 190H173V191H171V193H169V190H167V193H169V194H167L166 196H167V200L165 199V196H163V195H165L166 194V191H164V193H162V196H163V198H160L159 200H157L158 201V204H159V202H160V200L161 199H165V201H163V202H165V204L164 203H161L160 205H158V206H161V205H163V206H161V207H163V209H162V212H164L165 214L167 213V211H168V209H169V212L170 213H172V212H175L176 210H177V212H179V213H176L177 214V216H178V218H177V216L174 218V219H176L174 222H172L174 219H172L171 217H170V219H172L170 222H172V223H170L168 220H169V218H165L163 215V217L161 216V214H162V212H161V207H158L157 206V204H155L156 205V207H155V205L154 204H152V206L154 207H151V205H149L150 207H148V208H150V209H152V210H150V212H154V213H156V214H158L157 212H159V214H160V212H161V214L159 215H155V216H157V217H153L154 219H156V220H159V221H153V223H152V220H154V219H151V217L153 216L150 212H149V209H148V212H147V216H148V214L150 213V216L148 217L151 221H149L148 219H145V218H147V217H145L146 216V213L144 214L145 216V218H143V216H138V212L136 213L137 215H133V217L132 216H130V215H128V217L130 216V217H132V218H130V221H132V223H134V221H136L134 224H135V227H134V225H133V227H132V229L134 228H136L137 226H136V223L139 221L138 219L140 218V220H143V219H145L144 221H141V223H144L146 220L147 221H149L150 222V227L148 228V230L146 229V233H144V229L143 228H147L148 226H146L149 222H147L146 221V223H145V225L144 224H140V222L138 223V224H140V226H142L141 228H142V230H143V232H142V235H141V233H139V235H141V236H138V239L135 241L134 239H130L131 241H129L128 240V238L129 237H127V238H125L124 239V244H126V251H125V256H124V258H121L122 259V262L120 261V262H118V264H167L168 262L170 263H174V261H176L177 262V260H178V257H182L181 256V254H179L180 252H182V254L183 255H185L187 252L186 251H188L187 249H186V246H188L189 247V249H190V247L191 246H189V245H191L192 243H190L189 244V242H193L194 243V241L195 242H197V243H194L193 245H192V247H191V249L193 250V249H196V251L198 250V248H196V247H199L200 248V246H198L199 245V243H200V237L202 238V236L204 237V238H206L205 237V234L204 235H199V236H197L198 238L196 239V237L194 236V235H197V234H191L190 235V238L188 237L189 235L188 234H190V233H192V232H189L191 229H192V231H196V230H194L193 228V226H192V224H193V222H192V218H193V220H195L196 219V217L199 215L200 217H202V218H200V219H198V220H202L203 221V218H204V215H207L206 217H205V219L207 218V217H216L217 219L218 218H220V217H222V212L224 213L225 211H224V208H223V205H221L220 207H219V209L217 208V207H213V206H211V205H213L212 203H213V200L215 199V198H217V196L218 195H216V193H213V191L211 192V193H213L214 195H216L215 196V198L213 197L212 198V200H210L209 198H211V197H209L208 199H209V202L211 203L210 205L208 204H206L205 205V203H206V200H205V202H203L202 201V203H201V201H199L202 205L199 207V208H197V207H195V209L194 210H192V206H195V204L194 205H192V206H190L191 205V201L193 202L194 200H193V198H191L190 196H191V194H193L192 196L194 197L195 195H194V193L196 194V192L198 191H201L202 190V186L205 184H207V183H204V182H210V180H211V182L213 183H211L212 185H214V182L216 183L218 180H219V178H221L220 177V175L223 173V175H224V173H228V171H233V169H234V165H235V161H238L237 159H238V157L237 156H241L240 154H238L237 155V152H239L237 149L241 146V144H243V145H245V146H247L248 147V143H250L249 142V140L251 139L246 133H248V132H246V133H244L245 131L244 130H246V128H248L247 126H248V121H247V123L245 122V124H247V126L246 125H244V121H246V119H248V118H250V119H248V120H251V117H249L250 116V112H251V109L252 110H255V109H257L258 111H259V109L261 110L262 108H264V96H262V95H260V93H258L257 94V90L255 91V90H251L252 88H253V81L251 80L252 78V75L250 76V75H247V73H246V68L247 67H245V69H244V66L246 65V63H245V65H244V63H242L239 59L238 60H235V64L236 65H234V67H232L233 69H227V76H226V78H228L232 83H234V85H235V88H237L236 90H239L240 91V93L239 94H237L236 93V91L234 92V93H236V94H234L233 92L232 93H228V92H226V93H223V92H221V97H219L221 100H219L218 102V104H215L214 105V103H212L211 105H210V103H209V105H208V103L205 105H200L201 104V102L199 103V102H197L196 100H198L197 99V97H196V99H194L195 98V94H197L195 91V94L193 93V90H200V89H195V84H194V81L197 79L196 77H195V79L193 78V76H194V74H196V76H198L199 74H197V73H199V72H197V73H195L196 72V67H197V65H195V63H192V62H190V53L193 51V46H191L190 45V43L189 42H186V43H184L183 45H177V41L179 40V38H181L182 37V31H184V28L182 27V26H184L185 24H187V18H186V11H184V10H181V11H179L180 12V15H177L176 14V12H175V10H177L178 8H179V3H181V4H184L185 5V7H191V8H193V9H196L197 8V6L195 5V3H194V0H174V3H173V5H168V6H166V8H164L163 7V9L165 10V12H164V10H162L161 8H160V6H162V4H163V2H164V0H31L30 2L29 1H26V3L27 2H29L28 3V5L27 4H25ZM17 4V3H16ZM18 4H20V2L18 3ZM17 4V5H18ZM13 6V5H12ZM21 6H22V4H21ZM28 6V7H27ZM18 7V6H17ZM22 7V8H23ZM19 8H21L20 6H19ZM18 9V8H17ZM16 9V10H17ZM15 10V9H14ZM23 10V9H22ZM21 10V11H22ZM8 11V12H7ZM18 11V10H17ZM167 11V12H166ZM20 13V12H19ZM166 14V18H165V22H163L162 23V21H161V18L160 17H162V16H164ZM184 14V15H183ZM15 15V14H14ZM9 16V15H8ZM14 19H15V17H14ZM22 19V20H21ZM66 19H68L69 21L71 20V22H76L77 24H78V30H76L75 31V38H73V40H71L72 42H70V43H66V46H65V48L68 50V48L73 44V45H75V46H77L76 47V49H75V51H74V49H73V53L72 54H70V52L68 53L67 52V57L66 56H64V58H61V56H60V58L59 59H54V60H50V59H48L49 58V56H52L53 57V53L51 54V52H53L52 50V47H50V45H51V42L49 41V39L50 38H54V37H61L62 39H65V37H66V34H65V32H64V29H63V27H62V25H61V22L60 21H62V20H66ZM1 20V19H0ZM6 20H10V18L8 19V17H6ZM5 20V21H6ZM155 20H157V22L155 21ZM1 21H3V20H1ZM14 21V20H13ZM15 21H17L16 19H15ZM7 22V21H6ZM10 22V21H9ZM74 22V23H75ZM214 22V21H213ZM11 23H12V20H11ZM10 23V24H11ZM2 24H3V22L1 23L0 22V27L2 26ZM7 24H9L8 22H7ZM9 24V27H11V25ZM4 25V24H3ZM149 26L150 27V30L152 31V32H150V31H145V30H148V29H145V27L146 26ZM152 27H154V29H151V26ZM5 26V25H4ZM7 26V25H6ZM13 26V25H12ZM15 26H14V28H15ZM163 26H166L165 28H163ZM8 27V28H9ZM28 27V28H27ZM1 28H3V31H4V27L2 26ZM0 28V29H1ZM12 29H13V27H11ZM10 28V29H11ZM26 28H27V30H26ZM147 28V27H146ZM156 28V29H155ZM6 27H5V32H6ZM10 29L8 30V31H10ZM25 29V30H24ZM2 30H1V33L3 32ZM5 32H3V33H5ZM16 32V31H15ZM150 34H149V33ZM7 33V32H6ZM12 33V32H11ZM19 32H17L16 33V35H15V33H14V31H13V34H14V36L16 37H13V34H12V39H11V42H9L10 40V38H9V36H10V32H8V34H6V36H5V34H3V35H0V36H5L4 38V40L5 41H7L9 44L10 43H12V42H14V40H15V42H17V44H15V46L14 47H11V45H10V48L8 49L7 48V50L9 51H11V48H15V47H17L16 45H18V39H21V40H23V39H25V38H17V37H20L21 36V34L23 33L24 34V32H22L21 34H20V36H19V34H18ZM22 34V35H23ZM25 36H23V37H25ZM22 37V36H21ZM144 37H148V41H146L145 40V42H144ZM6 38H7V40H6ZM68 38V37H67ZM0 39H1V37H0ZM2 39H3V37H2ZM17 39V40H16ZM145 39H147V38H145ZM4 40H1L2 42H5ZM26 40V39H25ZM66 40V39H65ZM143 40V41H142ZM20 41V40H19ZM137 41H139V44H138V42ZM7 42H5V44H6V46L8 47V43ZM134 42H136V44L134 43ZM147 42V43H146ZM23 43V41L21 42V44ZM121 43V44H120ZM131 44V43H134L133 44V46H125V44ZM1 44H3V43H1ZM23 44H25V43H23ZM112 44H114V45H117V44H119V45H122V44H124V46L125 47H117L115 50H113L115 47H114V45H112ZM73 45L71 46L72 48H73ZM106 45V46H105ZM132 45V44H131ZM137 45V46H136ZM6 46H4V44L1 46V48L3 49V50H6ZM19 46V45H18ZM21 47V46H20ZM19 47V48H20ZM24 47H21L22 49H24ZM49 47L51 48V50L49 49ZM0 48V49H1ZM5 48V49H4ZM21 48L19 49V51L21 50ZM71 48V49H72ZM70 49V48H69ZM14 50V49H13ZM55 50V49H54ZM66 50V51H67ZM15 51V50H14ZM14 51H13V53H14ZM107 51V50H106ZM216 51V50H215ZM220 51H221V49H220ZM1 52V51H0ZM27 51H25V53H26ZM217 52V51H216ZM6 53H8V52H6ZM12 52H11V57H12V59L9 61L8 59L6 60L7 62H11L12 60H13V55H15V54H13ZM101 53V52H100ZM112 53H115L114 55H115V57H116V54H118L117 55V58H119V55L121 54V57H123V56H128L129 57V59H132L133 61H137V65H138V67L140 68V69H142V68H144V69H148V71H151V72H147L144 76H134V77H130V78H128V77H126L125 75H124V70H122L121 69V66L119 65V63L117 62V60L116 61H114L113 60V54ZM212 53V52H211ZM214 53V52H213ZM1 54V53H0ZM2 54H4V52H2ZM1 54V55H2ZM21 54V53H20ZM22 54H24V53H22ZM27 54V53H26ZM32 54V55H31ZM96 55L98 54V52L97 53H95ZM108 54V55H107ZM110 54H112V56L110 55ZM216 54V53H215ZM0 55V56H1ZM7 55V54H6ZM5 55V56H6ZM46 55V56H45ZM92 55V54H91ZM106 55H107V57H106ZM234 55H236V54H234ZM10 56V55H9ZM45 56V57H44ZM78 57L77 59L75 58V57ZM112 57V58H110V57ZM217 56V55H216ZM3 57V56H2ZM1 57V58H2ZM48 57V58H47ZM66 57V58H65ZM91 57H93V56H91ZM99 57V56H98ZM110 58L111 60H109V61H106V62H104L103 64H100L99 62L102 60V61H104L105 59H107V58ZM114 57V58H115ZM143 57H144V59H143ZM148 57V58H147ZM162 57H165L166 59H170L171 60V63H170V67L173 69V73L172 74H170L171 75V77H172V82H164V81H159L158 79H156L157 80V82L155 81V76L157 75L156 73H160V72H156L157 71V69L160 67V62H159V59H161ZM6 58H9V57H6ZM15 58V57H14ZM116 58V59H117ZM147 58V59H146ZM151 58H153V60L151 59ZM4 59H5V57H4ZM3 59V60H4ZM15 59H17V58H15ZM48 59V60H47ZM66 59V60H65ZM89 59V58H88ZM148 59H150V60H148ZM217 59V58H216ZM224 58H222L221 60H222V63H223V61H226V60H223ZM3 60H2V62H1V60H0V62L1 63H4L3 62ZM75 60V61H74ZM152 60V61H151ZM218 61L220 60V59H217ZM14 61V60H13ZM206 61H207V59H206ZM206 61H205V63H206ZM217 61V62H218ZM15 62V61H14ZM0 63V64H1ZM219 63V62H218ZM5 64H8V63H5ZM13 64V62L9 65V67H11V66H13L12 65ZM207 65H208V63H207ZM223 65V64H222ZM227 64H226V62H224V66H226ZM0 66H5L4 64L2 65H0ZM17 66V65H16ZM202 66V65H201ZM203 66H204V61H203ZM247 66V65H246ZM252 66V65H251ZM254 67V66H253ZM221 68V67H220ZM226 68H227V66H226ZM229 68V67H228ZM250 68V67H249ZM98 69H103V72H99V71H97ZM160 69V68H159ZM223 69V68H222ZM5 70V69H4ZM12 70V69H11ZM11 70H9L10 72H14V71H11ZM242 70H245V71H242ZM251 70V69H250ZM254 70V69H253ZM1 71V70H0ZM6 71V70H5ZM32 71H33V69H32ZM31 71V72H32ZM41 71V70H40ZM209 71V70H208ZM10 72H8V71H6V72H0V119H1V117H2V119L1 120H3V119H5L4 121H5V123L7 124V126H8V130H10L11 132L13 131V126H12V123H13V118H12V116H11V112H9V110H7V105L9 104V102H8V100H9V97L10 96H8V95H10V94H8L7 95V97L6 98H8V99H5L6 101V103H8V104H6L5 102H4V98H5V95L7 94V93H5V91H8L7 89H9L10 88V90L8 91L9 93H11V94H13V91H11L13 88L11 87V85L13 86V84H10V82L12 81V80H14V77H15V74L13 73H10ZM35 71H33L32 73H33V75H34V77L36 76V72L34 73ZM243 72H245V73H243ZM250 72V71H249ZM37 73H39V72H37ZM191 73H194V74H191ZM163 74V73H162ZM201 74V73H200ZM207 74V73H206ZM253 74V73H252ZM99 75H101V76H99ZM158 75H160V74H158ZM185 75V76H184ZM193 75V76H192ZM208 75V74H207ZM91 76V77H92ZM255 78V77H254ZM35 79H37V78H35ZM108 79V78H107ZM149 80V82L147 81H145V83H142V82H144V80ZM125 80V81H124ZM140 80L142 81V82H140ZM155 82H154V81ZM194 80V81H193ZM199 80V79H198ZM220 80V79H219ZM109 80H107L106 81V83L108 82ZM221 81V80H220ZM100 83H99V85H100V87H101V85L103 84V82L100 80L99 81ZM105 82V81H104ZM258 82V81H257ZM217 83V81L215 82V84ZM218 83H220V82H218ZM259 83V82H258ZM108 84V83H107ZM106 84V85H107ZM254 84H256V82L254 83ZM105 85V84H104ZM110 85V84H109ZM191 85H192V87H191ZM195 85V86H194ZM249 85V86H248ZM251 85V86H250ZM167 86H168V88L169 87H171L170 89L172 90H170V89H168L167 88ZM192 88V92L191 91H189L190 90V87ZM194 86V87H193ZM251 87V89H249L248 87ZM255 86V85H254ZM257 86V85H256ZM3 87H6L5 89L3 88ZM17 87V86H16ZM106 87V86H105ZM109 87V86H108ZM107 87V88H108ZM112 87V86H111ZM146 87H149L148 89H149V93H147V92H144V91H147V89H146ZM197 87H198V85H197ZM215 88L217 87V86H214ZM1 88H3L4 89V93H5V95H1L2 93V90L3 89H1ZM12 88V89H11ZM22 88V87H21ZM47 88V87H46ZM102 88V87H101ZM114 88V87H113ZM143 88H145L146 90H143ZM151 88H153V89H151ZM159 88V89H158ZM189 89V90H187V89ZM234 88V89H235ZM258 88V87H257ZM17 89V88H16ZM45 89V88H44ZM112 89V88H111ZM164 89V91H165V93H164V91L162 92V90ZM168 89L169 91H171V93L173 92V95H174V97L176 98H174V97H172V95H171V93L169 92V93H167L168 91H166V90ZM174 89V90H173ZM202 89V88H201ZM211 89V93H213L214 94V92L212 91V88H210ZM210 89H208V91L210 90ZM218 89V88H217ZM118 90V89H117ZM153 91V93H155V94H153L151 91ZM157 90H158V92H157ZM182 90L184 91H189V93H191L190 95H189V93L186 91V93H187V95H186V93H185V91L184 92H182ZM204 90H206L205 88L204 89H202V91L204 92V94H202V96L203 95H205L206 96V98L209 96L208 94H209V92L207 93V94H205V91ZM219 90L220 89H218L217 91L219 92ZM46 91V90H45ZM49 91V90H48ZM53 91V90H52ZM106 91V90H105ZM112 91V90H111ZM155 91V92H154ZM197 91V92H198ZM202 91H199L198 93L201 95V93H203ZM256 92V93H254V92ZM19 92V91H18ZM128 92V93H127ZM150 92L152 93V94H150ZM185 93V96H186V101H183L182 99L184 98H181V96H183V95H181V93ZM3 93V94H4ZM15 93V92H14ZM25 93H26V91H25ZM50 93V92H49ZM164 94V95H161V96H159V94ZM179 93H180V97H177V96H179ZM215 93H217V92H215ZM144 94V95H143ZM157 94V95H156ZM165 94H167V95H170V96H168L167 97V95H165ZM194 94V95H193ZM198 94V95H199ZM213 94H211V95H213ZM14 95V94H13ZM40 95V94H39ZM45 95V94H44ZM50 95V94H49ZM154 95V96H153ZM156 95V96H155ZM189 95V97H187ZM193 95V96H192ZM208 95V96H207ZM18 96V95H17ZM29 96V95H28ZM42 96V95H41ZM47 96H48V94H47ZM132 96V95H131ZM130 96V97H131ZM166 97V98H161V97ZM216 96V95H215ZM4 97V98H3ZM12 97V96H11ZM15 97V96H14ZM123 97H124V95H123ZM122 97V98H123ZM133 97V96H132ZM131 97V99L133 100L134 98H132ZM135 97H136V95H135ZM145 97V98H146ZM190 97H193V98H191L190 100H189V98ZM13 98V97H12ZM12 98H10V100L12 99ZM45 98V97H44ZM50 98V97H49ZM48 98V99H49ZM55 98V97H54ZM121 98V97H120ZM137 98H135L134 100H138L139 98H141L140 96H139V98L137 99ZM173 98H174V100H173ZM201 98V97H200ZM216 98H217V96H216ZM14 99V98H13ZM15 99H16V97H15ZM23 100H24V98H22ZM57 99V98H56ZM55 99V100H56ZM129 99V98H128ZM184 99V100H185ZM195 100V102H197V103H194V100ZM27 100V99H26ZM50 100V99H49ZM134 100L133 101H131V102H133L134 103ZM143 100V99H142ZM154 100V99H153ZM156 100V99H155ZM162 100V101H163ZM209 100V99H208ZM211 100V99H210ZM21 101V100H20ZM36 101V100H35ZM42 101V99L40 98V96L38 97V102H40V104H38L39 106H40V108H39V110H38V112H36V118L37 117H39L40 115H41V113H43L44 115H45V112L46 111H44V110H46V109H44L43 108V103L41 102ZM45 101V100H44ZM47 101V100H46ZM52 101V100H51ZM123 101V100H122ZM126 101H128V100H125V103H126ZM171 101V102H170ZM188 101V102H187ZM199 101V100H198ZM37 102V101H36ZM54 102H56V101H54ZM138 102H140V101H138ZM183 102V103H182ZM23 103V102H22ZM128 103V102H127ZM137 103V102H136ZM167 103V102H166ZM199 103V104H198ZM54 104V103H53ZM163 104H164V102H163ZM196 104H198V105H200L201 107H199L200 108V111L198 110L197 111V109H198V106H196V108L194 107ZM48 105V104H47ZM128 105V104H127ZM167 105H169V104H167ZM208 105V106H207ZM45 106V105H44ZM148 106H150V105H148ZM157 106V105H156ZM205 106V107H204ZM61 107V106H60ZM70 107V106H69ZM129 108L131 107V106H128ZM146 107V106H145ZM159 107H160V105H159ZM38 108V107H37ZM42 108H43V110H42ZM46 108H48V107H46ZM141 108V107H140ZM147 108V107H146ZM153 108V107H152ZM156 108V107H155ZM203 108V109H202ZM254 108V109H253ZM6 109V110H5ZM55 109H56V107H55ZM61 109V108H60ZM131 109H133L132 107H131ZM142 109V108H141ZM163 109H162V111H163ZM70 110H72V109H70ZM136 110V109H135ZM145 110H147V109H145ZM149 110V109H148ZM151 110H154V109H151ZM157 110H159V109H157ZM53 111V110H52ZM66 111V110H65ZM137 111V110H136ZM138 111H140V112H138V114L137 115H142V110H138ZM155 111V110H154ZM154 111H152V112H154ZM257 111V112H258ZM262 111V110H261ZM69 112V111H68ZM98 112V111H97ZM124 112H127V110L126 111H124ZM146 112V111H145ZM164 112V111H163ZM219 112L220 113H222V112H230L229 114H227L226 115V117H227V119H228V121L225 119V121H223V122H221L222 124H224V122H226V124H224L223 126H222V128H221V125H219L220 124V122H219V124L217 123V125L221 128V129H219V127L218 126H216V125H214L213 123H212V121H211V119L213 118L214 119V117H212V116H214V115H216V117H217V114H218V116H219ZM247 113V115H248V118H246L245 119V117L246 116H244V120H243V118H242V114L243 113ZM257 112L255 113V112H253L255 115V118H256V115H257ZM264 112V111H263ZM32 113H33V111H32ZM47 113V112H46ZM49 114H50V112H48ZM47 113V114H48ZM72 113H73V111H72ZM111 113V112H110ZM120 113V112H119ZM150 113V111L148 112V114ZM226 113H223L224 115L226 114ZM242 113V114H241ZM29 114V113H28ZM42 114V115H43ZM70 114V113H69ZM68 114V115H69ZM95 114V113H94ZM147 114V115H148ZM160 114V113H159ZM162 114V113H161ZM160 114V115H161ZM42 115H41V117H42ZM73 115V114H72ZM95 115H98V114H95ZM112 115V114H111ZM152 115V114H151ZM179 115H181V116H179ZM182 115H184L186 118H184L185 120L188 118V120H190V122L188 121V120H186V121H188L187 123L185 122V120L182 118H179V119H181L180 121L178 120V116L179 117H182ZM188 117H187V116ZM229 115H232L233 116V118H231ZM240 116V115H242V116H240L241 117V120L239 121V119H240V117H239V119H238V117H236V119H235V117L234 116ZM263 115V114H262ZM261 115V116H262ZM51 116H53V115H51ZM70 116V115H69ZM110 116V115H109ZM165 116V115H164ZM169 116V115H168ZM168 116H167V118H168ZM183 116V117H184ZM210 116L212 117L211 119H210ZM220 116H222V115H220ZM219 116V117H220ZM251 116H252V114H251ZM6 117H9L8 119L6 118ZM27 117H29V115L27 116ZM45 117V116H44ZM146 118L147 116H145V114H144V112H143V115H142V118ZM230 117V118H229ZM30 118V117H29ZM35 118V119H36ZM112 118V117H111ZM113 118H114V115H113ZM162 118V117H161ZM164 118H166V117H164ZM206 118H208V120L206 119ZM252 118H253V116H252ZM10 119V120H9ZM18 119V118H17ZM22 119V118H21ZM30 119H32V118H30ZM39 119H40V117H39ZM122 119V118H121ZM124 119H125V117H124ZM212 119V120H213ZM220 119H221V117H220ZM0 120V121H1ZM19 120V119H18ZM24 120V119H23ZM27 120V119H26ZM42 120V119H41ZM94 120H95V118H94ZM97 120V119H96ZM116 120V119H115ZM125 120H127V119H125ZM129 120V119H128ZM166 120V119H165ZM170 120H171V118H170ZM182 120H184V124H182L181 123V121ZM203 121V120H205V123H204V121H203V123L204 124H202V125H200L201 124V122L200 121ZM210 120V122L214 125V127L216 126V127H218L217 129L215 128V130L213 131V130H211V131H213V132H215V131H219V133H218V131H217V134H216V132H215V134H202V131H203V129L201 130L200 128H194L195 127V125L196 126H198V127H203V125H206V123H209V122H206V121H209ZM215 120V119H214ZM236 120L238 121V122H236ZM242 120H243V123H242ZM253 120V119H252ZM262 120V119H261ZM16 121V120H15ZM37 121H39V120H37ZM44 121H46V120H44ZM117 121V120H116ZM119 121H123V120H119ZM169 121V120H168ZM114 122V121H113ZM171 122V121H170ZM217 122V121H216ZM258 122V121H257ZM1 123V122H0ZM3 123V122H2ZM42 123V121L40 122V124ZM93 123H95V122H93ZM92 123V124H93ZM123 123V122H122ZM122 123H120V124H122ZM167 123V122H166ZM182 124V125H175V124ZM189 123V124H188ZM199 123V124H198ZM238 123V124H237ZM240 123H242L243 124V126H244V128L243 127H241L242 126V124H240ZM249 123H250V121H249ZM263 123V122H262ZM4 124V123H3ZM9 124V125H8ZM44 124V123H43ZM54 124V123H53ZM91 124V125H92ZM123 124V125H124ZM198 124V125H197ZM212 124H210V125H212ZM239 124L241 125L240 127H239ZM250 124H252V123H250ZM1 125V124H0ZM46 125H47V123H46ZM94 125H97L96 123L94 124ZM207 125H209V124H207ZM206 125V126H207ZM213 125H212V128H213ZM6 126V127H7ZM50 126V125H49ZM144 126V127H143ZM206 126H204L203 128L205 129L206 128ZM246 126V127H245ZM253 126V125H252ZM13 127V128H12ZM57 127V126H56ZM173 127V128H172ZM16 128L17 127H15V130H16ZM37 128V127H36ZM115 128V127H114ZM193 128H194V130L195 129H197L196 130V132L198 133L200 130H201V134L200 133H198V134H196V133H193L192 132V130H193ZM210 128H211V126H210ZM209 128V129H210ZM244 130H243V129ZM1 129V128H0ZM37 129H39V128H37ZM44 129V128H43ZM51 129V128H50ZM56 129V128H55ZM140 129V130H139ZM149 129H146V130H148V132H150V130ZM157 129L156 130H152L151 132H153V131H157ZM198 129H200V130H198ZM208 129V128H207ZM207 129H205L206 130V132H207ZM208 129V130H209ZM240 129L242 130V131H244L243 133H244V135L246 136L247 135V137H249V138H247V137H245V136H243V135H241V131H240ZM3 130V129H2ZM128 131V132H124V131ZM146 130H144L145 132H146ZM171 130V131H170ZM37 131V130H36ZM42 131V130H41ZM116 132H118V130L116 129L115 130ZM137 131L135 132V133H137ZM160 131V130H159ZM158 131V132H159ZM19 132V131H18ZM35 132V131H34ZM43 132V131H42ZM41 132V133H42ZM132 132V135H130V133ZM143 132V131H142ZM142 132L140 133V134H142ZM154 132V133H155ZM169 132H166V133H168V134H170ZM113 133V132H112ZM112 133H111V135H112ZM122 134V136H121V134ZM126 133V135H125V137H123L124 136V134ZM129 134V137L127 136L128 134ZM144 133V132H143ZM157 133V132H156ZM242 133V134H243ZM46 134V133H45ZM35 135V134H34ZM48 135V134H47ZM118 135V136H117ZM133 135H134V138H133ZM120 136L123 138V139H120ZM127 136V137H126ZM131 136H132V138H133V140L132 139H130L131 138ZM45 137V136H44ZM243 137H245V139L247 140L248 139V141H245V143H247V144H244V143H242L245 139L243 138ZM251 137H252V135H251ZM255 138H256V136L254 137V140H255ZM94 138H92V140H93ZM171 139V138H170ZM169 139V140H170ZM253 139V138H252ZM259 139H260V137H259ZM262 139L263 138H261L260 139V141H262ZM41 140V139H40ZM45 140H47V138L45 139ZM88 140V139H87ZM87 140L85 139L84 140V143H85V145L83 146L85 149L86 148H88L89 146H90V150H91V146L95 143V145L94 146H92V149H93V147H95L96 145H100V144H97L96 143V141L97 140H88V142H87ZM142 140H144V139H142ZM165 140V139H164ZM257 140V139H256ZM87 142V144H86V142ZM94 142L93 144H92V142ZM133 141V142H132ZM135 141V142H134ZM250 141H252V140H250ZM45 143H46V141H44ZM109 142V141H108ZM118 142V143H117ZM121 142V143H120ZM253 142V141H252ZM252 142L250 143V145L252 144ZM255 142V141H254ZM49 143V142H48ZM83 143V144H84ZM101 143V142H100ZM111 143V144H112ZM149 143L151 144V145H149ZM168 143V142H167ZM256 143V142H255ZM259 143V141H257V143L256 144H258ZM42 144V143H41ZM50 144V143H49ZM53 144V143H52ZM51 144V145H52ZM54 144H55V141H54ZM50 145V146H48V144H47V146H46V150H48V148H50V152L52 151V147H57V148H59L60 146H59V144L57 143V145L55 144V145ZM125 144H129V145H125ZM155 144V143H154ZM256 144H252L253 145V147L252 146H250L249 145V149L252 147L253 149H254V147H256L257 148V146H256ZM260 144H262V143H260ZM46 145V144H45ZM86 145H89L88 147H85ZM112 145V146H113ZM131 145V146H130ZM59 146V147H58ZM81 146V144L79 145V147ZM81 146V148L83 149V147ZM111 146V145H110ZM111 146V147H112ZM125 146V147H124ZM129 146V147H128ZM43 147H44V145H43ZM97 147V146H96ZM95 147V148H96ZM152 148V150H151V148ZM244 147V146H243ZM258 147H259V145H258ZM260 147H261V145H260ZM260 147H259V149H260ZM264 147V146H263ZM53 148V149H54ZM94 148V150H96ZM110 148V147H109ZM153 148H155V150H157V151H155L154 152V149ZM242 148V146L240 147V149ZM244 148H246V147H244ZM252 148L250 149V150H252ZM255 148V149H256ZM80 149V148H79ZM82 149H81V151L80 152H82ZM89 149H86V150H84L85 152L87 151V150H89ZM113 149H115V148H113ZM150 149V150H149ZM246 149H248V148H246ZM246 149H244V151L246 150ZM258 149V148H257ZM45 150V151H46ZM89 150V151H90ZM117 150V149H116ZM212 150H216V151H218L219 153H220V155H219V153L218 154H216L217 152L216 151H214V152H216V153H212ZM235 150V151H234ZM236 150H237V152H236ZM243 150V149H242ZM7 150H5V152H6ZM78 151V150H77ZM92 151V150H91ZM121 151H123V152H121ZM153 151V152H152ZM223 151V153L221 154V152ZM249 151V150H248ZM4 152V151H3ZM4 152V153H5ZM8 152V151H7ZM41 152H42V150H41ZM48 152V151H47ZM93 152V151H92ZM95 152V151H94ZM246 152V151H245ZM4 153L2 154V155H4ZM43 153H44V151H43ZM54 153H55V151H54ZM58 153V152H57ZM107 153V152H106ZM254 153V152H253ZM49 154V153H48ZM56 154V153H55ZM60 154V153H59ZM104 154V153H103ZM248 154V153H247ZM250 154L252 155V153L251 152H249V154H248V158H247V160L245 159V157L243 156V159L241 158V160H242V162L240 161H238L242 166L243 165H245L244 163L246 162L247 163V165H246V167H248L249 168V166H250V164L252 163L251 161L253 160H250L249 158L251 157V158H253L252 156H250ZM1 155V154H0ZM7 155V154H6ZM50 155H51V153H50ZM58 155V154H57ZM77 155H80V154H77ZM81 155L83 156V152L81 153ZM92 155H93V153H92ZM100 155V154H99ZM102 155V154H101ZM107 155V154H106ZM259 155V154H258ZM262 155V154H261ZM10 156V155H9ZM14 156V155H13ZM45 156V155H44ZM43 156V157H44ZM54 156V155H53ZM59 156V155H58ZM76 156V155H75ZM81 156V157H82ZM90 156V155H89ZM98 156V155H97ZM112 156H113V154H112ZM124 156H125V158H124ZM257 156V155H256ZM11 157V156H10ZM51 157V156H50ZM78 157V156H77ZM88 157V156H87ZM120 157H121V159H120ZM242 157V156H241ZM8 158V157H7ZM31 158V157H30ZM54 158V157H53ZM53 158H51L52 160H53ZM56 158V157H55ZM111 158H113V157H111ZM3 159V158H2ZM47 159H48V157H47ZM82 159H84V158H82ZM123 159V160H122ZM125 159V160H124ZM240 159V158H239ZM248 159L250 160V161H248ZM13 160H15V159H13ZM77 160V159H76ZM80 160V159H79ZM90 160V159H89ZM184 160V161H183ZM1 161V160H0ZM8 161H10V159L9 160H7V163H8ZM17 161V160H16ZM50 161V160H49ZM87 161V160H86ZM120 161V162H119ZM167 161V162H166ZM243 161H244V163H243ZM248 161V162H247ZM2 162V161H1ZM24 162V161H23ZM47 162V161H46ZM45 162V163H46ZM83 162V161H82ZM166 162V163H165ZM238 162H236V165H235V167L237 168V167H239V168H244V167H241L240 166V164L239 165H237V163ZM2 163H6V161L4 162V160H3V162ZM15 163V162H14ZM43 163V162H42ZM44 163V164H45ZM84 163V162H83ZM108 163V162H107ZM133 163V164H132ZM164 163H165V168L164 167H161L162 165H164ZM172 163H171V165H172ZM173 163V164H174ZM243 163V164H242ZM249 163V164H248ZM130 164H132V166H130ZM180 164V165H181ZM261 164V163H260ZM0 165H2V164H0ZM13 165V164H12ZM15 165V164H14ZM17 165V164H16ZM35 165V164H34ZM46 165V164H45ZM107 165V164H106ZM110 165V164H109ZM127 165H129V166H127ZM170 165V164H169ZM168 165V166H169ZM179 165V166H180ZM233 165V166H232ZM252 165V164H251ZM39 166V165H38ZM115 166V168H117ZM167 166V167H168ZM178 165H176V167H177ZM192 166V167H193ZM26 167H28V166H26ZM49 167V166H48ZM100 167H102V166H100ZM159 167L161 168L160 170H159ZM170 168L172 167H175V165H172V166H169ZM230 167H232V170H230L231 168ZM246 167H245V170L247 171V169H246ZM256 167V166H255ZM264 167V166H263ZM7 168V167H6ZM14 168V167H13ZM36 168V167H35ZM112 168H113V166H112ZM115 168H113V169H115ZM122 168V171H123V168L124 167H121ZM144 168H146V169H148V168H150V170H152V168L154 169V170H152V171H150L149 169H148V171L147 170H145ZM162 168H164V169H162ZM181 168V167H180ZM251 168V167H250ZM20 169V168H19ZM49 169V168H48ZM95 169V168H94ZM103 169H104V167H103ZM119 169V168H118ZM132 169V168H131ZM143 169H144V171H145V174H143L144 173V171H143ZM168 169V168H167ZM252 169V168H251ZM250 169V170H251ZM3 170V169H2ZM21 170H24V169H22L21 168ZM26 170V169H25ZM35 170V169H34ZM100 170V169H99ZM106 170V172H107V168L105 169ZM104 170V171H105ZM178 170V169H177ZM190 170H191V168H190ZM227 171V172H223V171ZM238 170H240V171H242V169H238ZM252 170H254V169H252ZM251 170V171H252ZM260 170V169H259ZM103 170H100L99 172H96V174L95 175H97V176H104V175H102V174H104L105 172H104ZM109 171V170H108ZM141 171H142V173H141ZM147 171V172H146ZM149 171L151 172L149 175H148V173H149ZM154 171H155V173H154ZM173 171V170H172ZM192 170H191V173L193 172ZM246 171H244L246 174H247V172ZM257 171V170H256ZM261 171V170H260ZM260 171H259V173H260ZM32 172V171H31ZM38 172V171H37ZM104 172V173H103ZM127 172V171H126ZM135 172V171H134ZM179 172V171H178ZM190 172V171H189ZM222 172V173H221ZM239 172V171H238ZM238 172H237V169H236V174L238 175ZM23 173V172H22ZM39 173V172H38ZM43 173V172H42ZM110 174H111V171L109 172ZM125 173V172H124ZM130 173H132L131 171H130ZM129 173V174H130ZM158 173V172H157ZM221 173V174H220ZM242 174H243V172H241ZM263 173V174H262ZM10 174V173H9ZM19 174V173H18ZM26 174V173H25ZM28 174H30V173H28ZM92 174V173H91ZM106 174L107 173H105V176H106ZM150 175L151 176V178L153 179V178H155L156 179V177L154 176V175ZM163 175H164V173H162ZM166 174V173H165ZM169 174V173H168ZM172 174V173H171ZM170 174V175H171ZM184 174V173H183ZM188 174H190V173H188ZM231 174V173H230ZM236 174L235 175H233L232 177H234L235 178V176H236ZM239 174H240V172H239ZM256 174V173H255ZM260 174H262V175H264V172H261ZM260 174H256V175H252V178L250 179V180H245L244 178L240 181L239 179H236V178H240V176L241 175H239V177H237L236 176V180H238L237 182H228V184H227V186H226V193H228L229 195H227V194H225V196L227 195L228 197L230 196H234V197H236V196H238V197H240V198H242V199H240L239 201H241L240 203H242V204H240V205H242L243 207H237V206H235V204H236V202H235V204H234V206L235 207H237L238 209L236 210L235 209V207H234V209H235V211H234V209H233V211L231 210H227L226 209V212L225 213H227L228 214V216H229V218L231 217L232 218V220H234V221H238V219H240L241 220V218H240V216L242 215H246L245 216V220L246 221H248V222H246L245 224H247L246 226H248L250 223H251V221H250V223H249V220H247L249 217H250V215H252L253 213L251 212V211H255V204L254 203H256L255 202V200H254V203H253V200H252V196L253 195H255V194H253V192L254 191H256V189L258 188H256V189H253L252 187L254 186V187H256L253 183H255V182H253V181H251V180H256V181H258L256 178H254L255 176H258L259 175V177L261 176ZM23 175V174H22ZM38 175V174H37ZM45 175H48V174H45ZM108 175V174H107ZM122 175V174H121ZM158 175V174H157ZM173 175H174V173H173ZM30 176L32 177V175L30 174ZM52 176V175H51ZM145 176L147 177V179L145 178ZM153 176V177H152ZM162 176V175H161ZM161 176H160V178H161ZM166 176V175H165ZM167 176H169V175H167ZM243 177L245 176V175H242ZM241 176V177H242ZM20 177V176H19ZM27 177V176H26ZM118 177H119V175H118ZM124 177V178H125ZM137 177V178H136ZM230 177V176H229ZM232 177H230V178H232ZM246 178H247V176H245ZM259 177H257V178H259ZM12 178V177H11ZM21 178H22V176H21ZM21 178H20V180H21ZM33 178V177H32ZM40 178V177H39ZM42 178V177H41ZM106 178V177H105ZM104 178V179H105ZM115 178V177H114ZM157 178H158V176H157ZM164 178H166V177H164ZM163 178V179H164ZM173 178V177H172ZM230 178H228L229 179V181H232ZM249 178H250V176H249ZM248 178V179H249ZM261 178V180L263 179L262 177H260ZM5 179V178H4ZM8 179V178H7ZM15 179H16V177H15ZM17 179H18V177H17ZM26 179V178H25ZM91 179H93V178H91ZM113 179V178H112ZM111 179V180H112ZM120 179V178H119ZM151 179V180H152ZM159 179V178H158ZM162 179V180H163ZM217 179V180H216ZM28 180H29V176H28ZM99 180H100V177H99ZM109 180V179H108ZM147 180V181H146ZM166 180V179H165ZM164 180V181H165ZM215 180V181H214ZM245 180V181H244ZM260 180V181H261ZM1 181V180H0ZM13 181H15V180H13ZM19 181V180H18ZM24 181V183H25V180H23ZM96 181V180H95ZM107 181V180H106ZM117 181V180H116ZM163 181V182H164ZM177 181V180H176ZM227 181V180H226ZM260 181H259V183H260ZM26 182H27V180H26ZM33 182V181H32ZM31 182V183H32ZM140 182V183H141ZM151 182V181H150ZM150 182H148V183H150ZM153 182V181H152ZM181 182L183 183V184H187L186 186L185 185H181L182 187H180V184H181ZM262 182H264L263 180H262ZM262 182H261V184H262ZM93 183V182H92ZM119 183H121V182H119ZM135 183V184H134ZM202 183H204L202 186H199V187H202L201 189L199 188V190L197 189V190H195V192L194 191H192V190H190V189H195L194 187H198V185H200V184H202ZM10 184V183H9ZM22 184H23V182H22ZM26 184V183H25ZM27 184H28V182H27ZM39 184V183H38ZM37 184V185H38ZM115 184V183H114ZM118 184V183H117ZM165 184V183H164ZM168 184H170V183H168ZM211 184L209 185V183L207 184V185H209V186H211ZM256 184V183H255ZM258 184V183H257ZM256 184V185H257ZM264 184V183H263ZM263 184L261 185L262 187H263ZM111 185V184H110ZM132 185V186H131ZM133 185H135V187L133 186ZM139 185V184H138ZM145 185V184H144ZM178 185H179V187L180 188H182V190L184 191L186 188H187V186L189 187V185L191 186V187H193V188H190L189 189V191H191L190 193H188V188L186 189L187 190V192H186V190L184 191V192H186V193H188L187 195H190V196H188V199L190 200V202H186V203H190L189 204V206H187L186 205V203L184 202L185 201V199L187 198V195L185 196V193H183L184 195L183 196H185L186 198L185 199H183V196H178L177 194H176V191L178 192V194L180 195L183 191H178L179 189H178ZM206 185V186H207ZM259 185V184H258ZM257 185V186H258ZM3 186V185H2ZM17 186H18V184H17ZM24 186H26V185H24ZM36 186V185H35ZM123 186H121V187H123ZM129 186H131L132 187V189L133 190H131V187H129ZM143 186V185H142ZM162 186H164V185H162ZM184 186V187H183ZM205 186V187H206ZM229 186V187H228ZM10 187V186H9ZM12 187V186H11ZM21 187V186H20ZM19 187V188H20ZM186 187V188H185ZM228 187V188H227ZM239 187V188H238ZM260 187V186H259ZM17 188V187H16ZM18 188V189H19ZM28 188V187H27ZM140 188V187H139ZM155 188V187H154ZM209 188V187H208ZM10 189V188H9ZM24 189V188H23ZM103 189V188H102ZM115 190H116V188H114ZM121 189V188H120ZM119 189V190H120ZM140 189H142V187L140 188ZM148 189V188H147ZM167 189V188H166ZM217 189V188H216ZM224 189V188H223ZM230 189H232V190H229ZM236 189V190H235ZM238 189V190H237ZM241 189V190H240ZM263 189V188H262ZM13 190V189H12ZM11 190V191H12ZM25 190H26V188H25ZM34 190V189H33ZM36 190V189H35ZM101 190V189H100ZM104 190H105V188H104ZM113 190V189H112ZM154 190V189H153ZM152 190V191H153ZM158 190V189H157ZM227 190H228V192H227ZM240 190V191H239ZM252 190H254V191H252ZM258 190H259V188H258ZM24 191V190H23ZM99 191V190H98ZM117 191V190H116ZM121 191V190H120ZM120 191H118V192H120ZM138 191V190H137ZM143 191V190H142ZM219 191V190H218ZM261 191H263V190H261ZM5 192H7V190L5 191ZM15 192V191H14ZM17 192V191H16ZM33 192V191H32ZM36 192V191H35ZM49 192V191H48ZM48 192H46V193H48ZM94 192V191H93ZM104 192V191H103ZM109 192V191H108ZM113 192H114V190H113ZM173 192V193H172ZM180 192V193H179ZM221 192V191H220ZM9 193V192H8ZM12 193V192H11ZM28 193V192H27ZM37 193H40V192H37ZM96 193L97 194H99L98 192H97V190H96ZM115 193V192H114ZM110 194V195H115V194ZM130 193V194H131ZM141 193V192H140ZM160 193V192H159ZM210 193V194H211ZM217 193H219V192H217ZM222 193H224V191L222 192ZM230 193H231V195H230ZM255 193V192H254ZM16 194V193H15ZM18 194V193H17ZM23 194V193H22ZM61 194V193H60ZM103 194V193H102ZM104 194H105V192H104ZM107 194V193H106ZM116 194H117V192H116ZM120 194H122V193H120ZM158 194V193H157ZM177 196H176V195ZM198 194V193H197ZM213 194H211L212 196H213ZM253 194V195H252ZM257 194H262V192L261 193H258L257 192ZM256 194V196H258ZM4 195H5V193H4ZM26 195V194H25ZM34 195V194H33ZM37 195V194H36ZM39 195V194H38ZM51 195V194H50ZM96 195V194H95ZM134 195H132V197L134 196ZM137 195V194H136ZM135 195V196H136ZM140 195V194H139ZM161 195V194H160ZM208 195H209V193H208ZM207 195V196H208ZM236 195V196H235ZM264 195V194H263ZM262 195V196H263ZM23 196V195H22ZM21 196V197H22ZM35 196V195H34ZM57 196V195H56ZM99 196V195H98ZM102 196V195H101ZM116 196V195H115ZM118 197H121V198H123V196H119V195H117ZM147 196V195H146ZM152 196H153V194H152ZM152 196H150L151 198H152ZM174 196H176V197H174ZM199 196H201V195H199ZM206 195H205V198L207 197ZM226 196V197H227ZM260 196V195H259ZM5 197V196H4ZM14 197V196H13ZM20 196H18V198H19ZM40 197H42V196H40ZM39 196H38V198H40ZM45 197H46V195H45ZM49 197V196H48ZM53 197V196H52ZM110 197V196H109ZM129 197V198H128ZM130 195L129 196H127V198L129 199V201H131L130 200V198H132ZM140 196H138L137 195V198H139ZM142 197V196H141ZM154 197V196H153ZM173 197L175 198V200L173 199ZM178 197V199H176ZM182 197V198H181ZM190 197V198H189ZM196 197H197V195H196ZM219 197V196H218ZM221 197V196H220ZM234 197H232V199H234ZM238 197H236L237 199H238ZM264 197V196H263ZM12 198V197H11ZM16 198V200L18 201V199H17V197H15ZM35 198V197H34ZM50 198V197H49ZM63 198V197H62ZM73 198V197H72ZM146 198V197H145ZM151 198H148L149 200L151 199ZM171 198V199H173L174 200V202L172 201V202H170V203H173L171 206L173 207V211H171V209H172V207H167L168 209L167 210H164V205H166V206H168L169 205V202L168 201H170L169 199ZM204 198V197H203ZM202 198V199H203ZM261 198V197H260ZM8 199H9V197H8ZM26 199V198H25ZM29 199V198H28ZM115 199V198H114ZM135 199V201H137L136 200V198H134ZM143 199V198H142ZM153 199V198H152ZM188 199H186V200H188ZM192 199V200H191ZM207 199V200H208ZM223 199V198H222ZM253 199H255V196L253 197ZM38 200V199H37ZM48 200V199H47ZM120 200V199H119ZM139 200V199H138ZM155 200H156V198H155ZM216 200V199H215ZM225 200V199H224ZM223 200V201H224ZM231 200V199H230ZM258 200V199H257ZM261 200V199H260ZM260 200H259V202H260ZM262 200H263V198H262ZM3 200H1V202H2ZM54 201V200H53ZM65 201V200H64ZM63 201V202H64ZM75 201V200H74ZM128 201V200H127ZM126 201V202H127ZM132 201H134V200H132ZM151 201V200H150ZM197 201V200H196ZM212 201V202H211ZM238 201V202H239ZM13 202H15V201H13ZM19 202H20V200H19ZM41 202V201H40ZM40 202H39V204H40ZM73 202V201H72ZM96 202V201H95ZM137 202H139V201H137ZM142 202V201H141ZM153 202V201H152ZM156 202V201H155ZM166 202H168L167 204H166ZM228 202H229V200H228ZM234 202V201H233ZM4 203H5V201H4ZM10 204H12V201L11 202H9ZM8 203V204H9ZM21 203V202H20ZM41 203H43L44 204V202H41ZM46 203V202H45ZM55 203V202H54ZM80 203V202H79ZM132 202H130V204H131ZM135 203V202H134ZM145 203V202H144ZM148 203H150V202H148ZM232 203V202H231ZM262 203V202H261ZM15 204V203H14ZM19 204V203H18ZM23 204V203H22ZM56 204V203H55ZM73 204V203H72ZM96 204V203H95ZM136 204V203H135ZM146 204V203H145ZM226 204V203H225ZM254 204V205H253ZM1 205V204H0ZM5 205V204H4ZM6 205H7V202H6ZM13 205V204H12ZM76 205V204H75ZM78 205V204H77ZM85 205V204H84ZM88 205V204H87ZM90 205H91V203H90ZM94 205V204H93ZM140 204L138 203V206H139ZM184 205H186L185 206V208H184ZM198 205H200V204H198ZM205 205V206H204ZM218 205V204H217ZM231 205V204H230ZM233 205V204H232ZM239 205V206H240ZM252 205L254 206L253 207V209H252ZM261 205V204H260ZM10 206V205H9ZM8 206V207H9ZM16 206H19V205H16ZM70 206H72V205H70ZM69 206V207H70ZM82 206V205H81ZM80 206V207H81ZM112 206H113V204H112ZM126 206H128V204L126 205ZM134 207H135V205H133ZM132 206V207H133ZM141 206H143V205H141ZM140 206V207H141ZM209 206V207H208ZM214 206H216V205H214ZM229 207V204L228 205H226L225 206V208H228ZM14 207V206H13ZM35 207H37V206H35ZM35 207H34V210H35ZM40 207V206H39ZM69 207H67V208H65V206H64V209H67L68 210V212H69ZM75 207V206H74ZM74 207H70V211H71V214L69 213H67V215H65V217H66V219L67 218H71V216H72V214H73V210H72V208H74ZM79 207V208H80ZM88 207V206H87ZM86 207V208H87ZM92 207V206H91ZM96 207V206H95ZM95 207H94V209L93 210H95ZM131 207V206H130ZM144 207V206H143ZM223 209H222V208ZM231 207H233V206H231ZM259 207V206H258ZM12 208V207H11ZM15 208V207H14ZM24 208V207H23ZM30 208V207H29ZM78 208V207H77ZM76 208V209H77ZM83 208H85V206L83 207ZM137 208V207H136ZM136 208H134V209H136ZM160 208V211L158 210ZM187 208V209H186ZM188 208H191V210L189 209L188 210ZM230 208V207H229ZM3 209V208H2ZM18 209V208H17ZM56 209V208H55ZM60 209V208H59ZM62 209H63V207H62ZM62 210V211H60V210H55V211H51V212H49V213H47V214H43L42 215V219L41 220H39V219H37V221H39L38 223H37V226L39 225H41L42 226V224L43 223H46L48 220H51V219H54V218H56V216H58V214L60 215V218L62 217L61 215L63 214V211H64V214H66V210ZM81 209H82V207H81ZM124 209H126V208H124ZM123 209V210H124ZM128 210H129V208H127ZM133 208H131V210H132ZM133 209V210H134ZM142 209V208H141ZM145 209V208H144ZM147 209V208H146ZM146 209L144 210V212H146ZM158 210L157 212H156V210ZM165 209H166V207H165ZM182 209H184L183 210V213L184 214H187V215H178V214H182ZM231 209V208H230ZM5 210V209H4ZM6 210H7V208H6ZM10 210V209H9ZM8 210V211H9ZM16 210V209H15ZM32 210V209H31ZM80 210V209H79ZM83 210V209H82ZM81 210V211H82ZM86 210V209H85ZM127 210V211H128ZM137 210V209H136ZM136 210H134L133 212H135ZM140 210V209H139ZM154 210V211H153ZM257 210V209H256ZM18 211H20V210H18ZM28 211V210H27ZM66 211V212H65ZM80 211V212H81ZM125 211V210H124ZM181 211V212H180ZM184 211H192L193 213H186V212H184ZM228 211V212H227ZM4 212V211H3ZM17 212V211H16ZM84 212V211H83ZM83 212H82V214H83ZM89 212H90V210L88 211V212H84L86 215H87V213L89 214ZM121 212V211H120ZM142 212V211H141ZM141 212H139V213H141ZM8 213V212H7ZM9 213H11V212H9ZM19 213V212H18ZM25 213V212H24ZM31 213V212H30ZM45 213H46V211H45ZM75 213V212H74ZM91 213V212H90ZM97 213V212H96ZM117 213V212H116ZM175 213L173 214L174 216H175ZM250 213H252V214H250ZM2 214V213H1ZM0 214V215H1ZM15 214H17V213H15ZM28 214V213H27ZM39 214V213H38ZM63 214V215H64ZM121 214V213H120ZM133 214V213H132ZM143 214V213H142ZM142 214H139V215H142ZM220 214V217H218V215ZM248 214V215H247ZM11 215V214H10ZM18 215V214H17ZM20 215H21V213H20ZM25 215V214H24ZM29 215V214H28ZM74 215V214H73ZM86 215H85V217H86ZM124 215V214H123ZM126 215H127V213H126ZM171 215V214H170ZM189 215H191V216H189ZM3 216V215H2ZM8 216V215H7ZM14 216V215H13ZM32 216V215H31ZM36 216V215H35ZM79 216V215H78ZM89 216V215H88ZM135 216H138L137 218H135ZM159 216V217H158ZM172 216V215H171ZM181 216V217H180ZM184 216V217H183ZM199 216L197 217V218H199ZM224 216H225V214H224ZM227 216V215H226ZM228 216H227V218L226 217H224V218H226V220H228L229 218H228ZM243 216V217H244ZM249 216V217H248ZM256 216V215H255ZM22 217V216H21ZM29 217V216H28ZM39 217V216H38ZM76 217V216H75ZM142 217V218H141ZM160 217H162V219H164L165 221H166V219H167V221L169 222H162L159 218ZM211 217V219H209V218H207V219H209V221L206 219V220H204L206 223L207 222H210V220H212L213 218ZM243 217H242V220H243ZM246 217H248L247 219H246ZM0 218H1V216H0ZM4 218V217H3ZM6 218V217H5ZM12 218V217H11ZM26 218V217H25ZM31 218V217H30ZM35 218H37V217H35ZM35 218H34V220H35ZM73 218V217H72ZM123 218V217H122ZM158 218V219H157ZM195 218V219H194ZM230 218V219H231ZM13 219H14V217H13ZM19 219V218H18ZM21 219V218H20ZM63 219V218H62ZM74 219V218H73ZM111 219V218H110ZM114 220H115V218H113ZM112 219V220H113ZM124 219V218H123ZM128 219V218H127ZM228 220V221H230V224H231V220ZM250 219V218H249ZM253 219V218H252ZM251 219V220H252ZM257 219V218H256ZM263 219V218H262ZM10 220V219H9ZM8 220V221H9ZM29 220V219H28ZM27 220V221H28ZM61 220V219H60ZM117 220V219H116ZM118 220H120V219H118ZM117 220V221H118ZM138 220V221H137ZM215 220V219H214ZM241 220V221H242ZM255 220V219H254ZM11 221H12V219H11ZM55 221V220H54ZM66 221V220H65ZM65 221L62 223V225H60L59 227H58V229L57 228H55V234L54 235H57L59 232V228H60V230L61 229H63V230H65V226H66V224H65ZM69 221H70V219H69ZM78 221V220H77ZM83 221V220H82ZM203 221V222H204ZM213 221V220H212ZM233 221V222H234ZM241 221H239V223H238V225H240V222ZM30 222V221H29ZM43 222V223H42ZM50 222V221H49ZM53 222V221H52ZM51 222V223H52ZM58 222V221H57ZM61 222V221H60ZM73 222V221H72ZM84 222H85V220H84ZM128 222V221H127ZM194 222H196V220L194 221ZM204 222V223H205ZM213 222H215V221H213ZM236 222H234V223H236ZM252 222H253V220H252ZM258 222V221H257ZM41 223V224H40ZM56 223V222H55ZM54 223V224H55ZM70 223V222H69ZM77 223V222H76ZM83 223V222H82ZM113 222H111V224H112ZM189 223H190V225H189ZM201 222H199V224H200ZM211 223V222H210ZM219 223V221L217 222V224ZM229 222H227V225L228 226H230V224H228ZM241 223H244V220H243V222H241ZM6 224V223H5ZM14 224V223H13ZM47 224V223H46ZM49 224V223H48ZM53 224V225H54ZM86 224V223H85ZM114 224V223H113ZM126 225H127V228H129V229H131L130 228V226L132 225L131 224V222H128V223H125ZM197 224L198 223H196V226H197ZM233 224V223H232ZM232 224H231V226L229 227L230 229H232L231 227H232ZM253 225H254V223H252ZM251 224V225H252ZM17 225V224H16ZM23 225V224H22ZM25 225H27V224H25ZM24 225V226H25ZM33 225H35V224H33ZM50 225V224H49ZM52 225V226H53ZM65 225V226H64ZM70 225V224H69ZM193 225H195V223L193 224ZM203 225V224H202ZM234 225V227H233V229L235 228V230L237 229L238 230V228H240L238 231H234L233 229H232V231L234 232L233 233V236H235V238H237L238 236H239V240H240V238H241V240H240V242H242L243 240L242 239H245V242H247L246 244H249V247L251 248V249H249L250 251L249 252H246V253H248L247 255H245L246 253H244L243 255L242 254H237V256L239 255L240 257H242V256H244V257H242V258H240L241 259V261L242 262H240L239 260L240 259H238L237 258V256H235V255H233L232 256V254H231V256L228 254V256H227V258L228 257H230V258H233L234 256H235V258L237 259V263H239V264H241V263H243V261H244V263L243 264H264V233H262L261 232V230L260 231H257L256 229H254L253 227H256L255 225H257V223L253 226H251V225H249L248 227H245V225H240L241 227H242V229H241V227L239 226L238 228H236L237 227V224H233ZM235 225H236V227H235ZM12 226V225H11ZM38 226V227H39ZM40 226V227H41ZM81 226V225H80ZM84 226V225H83ZM112 226V225H111ZM139 226V227H140ZM146 226V227H145ZM206 226V225H205ZM213 226V225H212ZM220 226V225H219ZM251 226V227H250ZM263 226V225H262ZM13 227V226H12ZM36 227V226H35ZM37 227V228H38ZM43 227V226H42ZM63 227V228H62ZM104 227V226H103ZM112 227H114V226H112ZM193 227V228H192ZM222 227V226H221ZM258 227V226H257ZM256 227V228H257ZM19 228V227H18ZM29 228H30V226H29ZM51 228V227H50ZM86 228V227H85ZM88 228H90V227H88ZM115 228V227H114ZM141 228H139V229H141ZM197 228H199V227H197ZM205 228V227H204ZM1 229V228H0ZM11 229V228H10ZM17 229V228H16ZM25 229H28L27 227L25 228ZM31 229H33V226L31 227ZM53 228H51V229H49V231L50 230H52ZM70 229H72V228H70ZM109 229H111V228H109ZM116 229V228H115ZM118 229V228H117ZM138 228H136V230L138 231L139 230ZM190 229V230H189ZM196 229V228H195ZM219 229V228H218ZM227 229H228V227H227ZM260 229V228H259ZM2 230H3V227H2ZM2 230H0V231H2ZM9 230V229H8ZM12 230V229H11ZM15 230V229H14ZM18 230V229H17ZM42 230V229H41ZM45 230V229H44ZM47 230V229H46ZM58 230V231H57ZM63 230H61V231H63ZM93 230V229H92ZM126 230V226L124 227V230H122L121 229V231H125ZM136 230H134V231H136ZM141 230V231H142ZM200 230V229H199ZM263 230V229H262ZM13 231V230H12ZM23 231V230H22ZM54 231V230H53ZM70 231V230H69ZM76 231H77V229H76ZM79 231H81L80 229H78V232ZM87 231V230H86ZM93 231H95V230H93ZM93 231H92V233H93ZM119 231V230H118ZM127 231H128V229L125 231V236L127 235V234H129L130 235V233L131 232H129V233H127ZM132 231V233L134 232L133 230H131ZM217 231V230H216ZM224 231V230H223ZM11 232V231H10ZM15 232H16V230H15ZM38 232V231H37ZM43 232V231H42ZM47 233H48V231H46ZM46 232H44V233H46ZM51 232V231H50ZM72 232V231H71ZM82 232H83V230L81 231V232H79L80 233V235L82 234ZM187 232H189L188 234H187ZM211 232H213V231H211ZM12 233V232H11ZM14 233V232H13ZM25 233V232H24ZM26 233H27V231H26ZM29 233V232H28ZM38 233H40V232H38ZM83 233H85V232H83ZM119 233V232H118ZM127 233V234H126ZM131 233V234H132ZM138 233V232H137ZM144 233V234H143ZM194 233V232H193ZM197 233H198V231H197ZM201 233H203V231L201 232ZM206 233V232H205ZM21 234V233H20ZM68 234H70V233H68ZM72 234V233H71ZM70 234V235H71ZM74 234H75V232H74ZM87 234V233H86ZM116 235H118L117 233H115ZM114 234V235H115ZM121 234H124L123 232L121 233ZM136 234V233H135ZM207 234V233H206ZM216 234V233H215ZM223 234V233H222ZM228 234V233H227ZM232 234V233H231ZM236 234V235H235ZM31 235H32V233H31ZM42 235V234H41ZM54 235H52V237H55ZM59 235H61L60 233H59ZM66 235V234H65ZM84 234H82L81 236H83ZM219 235V234H218ZM230 235V234H229ZM238 235V236H237ZM28 236V235H27ZM35 236V235H34ZM37 236V235H36ZM44 236H45V234H44ZM43 236V237H44ZM50 236H51V233H50ZM50 236H47V237H49V239H50ZM58 236V235H57ZM77 236H78V233H77ZM128 236V235H127ZM131 236V235H130ZM134 236V235H133ZM136 236H137V234H136ZM191 236H194V237H192L191 238ZM223 236H225V235H223ZM222 236V237H223ZM92 237V236H91ZM115 237V236H114ZM140 237V238H139ZM216 237V236H215ZM2 238V237H1ZM61 238H62V236H61ZM70 238H72V237H70ZM75 238V237H74ZM73 238V239H74ZM80 238H82V237H80ZM86 238V237H85ZM116 238V237H115ZM121 238H122V236H121ZM120 238V239H121ZM124 238V237H123ZM201 239V241L204 243V244H206V246H208V248L210 249H212V245H211V247L209 246L210 244H207L206 243V239ZM231 238V237H230ZM232 238H234V237H232ZM234 238V239H235ZM26 239V238H25ZM36 239V238H35ZM41 239V238H40ZM44 239V238H43ZM57 239H58V237H57ZM136 239V238H135ZM215 239V238H214ZM226 239V238H225ZM224 238L222 239V240H225ZM234 239H231V240H234ZM4 240V239H3ZM30 240H32V239H30ZM46 240V239H45ZM51 240H52V238H51ZM50 240V241H51ZM54 240V239H53ZM65 240V239H64ZM77 240V239H76ZM81 240V239H80ZM129 241V243H128V241ZM218 240H219V238H218ZM231 240H230V242L229 243H231ZM42 241V240H41ZM55 241V240H54ZM83 241V240H82ZM81 241V242H82ZM90 241H92V239L90 240ZM114 241H116V240H114ZM119 241V240H118ZM121 241V240H120ZM127 241V242H126ZM199 241V242H198ZM212 241V240H211ZM210 241V242H211ZM236 241H237V239H236ZM235 240H234V242L233 243H235L236 242ZM30 242V241H29ZM37 242V241H36ZM214 242V241H213ZM225 242H226V240H225ZM239 242V241H238ZM244 242V241H243ZM245 242L244 243H242V244H245ZM34 243V242H33ZM91 243V242H90ZM122 243V242H121ZM203 243H200V245L202 246L203 245ZM219 243H220V241H219ZM224 243V242H223ZM223 243L221 244L220 243V245L222 246L223 245ZM237 243V242H236ZM56 244H58V243H56ZM187 244V245H186ZM189 244V245H188ZM197 246H196V245ZM214 244V243H213ZM217 244H218V242H217ZM227 244H228V242H227ZM36 245V244H35ZM51 245H53V244H50V246ZM111 245V244H110ZM186 245V246H185ZM195 245V247L193 248V246ZM231 245V244H230ZM236 245V244H235ZM241 245V244H240ZM46 246V245H45ZM55 246V245H54ZM123 245H121V247H122ZM185 246V247H184ZM224 246H226V245H224ZM53 247V246H52ZM120 247V246H119ZM119 247H117V248H119ZM187 247V248H188ZM203 248H200V249H202V250H207V249H204V248H206V247H204V245L202 246ZM229 247V246H228ZM227 247V248H228ZM232 247V246H231ZM234 247V246H233ZM239 247V246H238ZM243 247V246H242ZM114 248V247H113ZM185 248V249H184ZM214 248H216V251L215 252H212V253H209L210 255L212 254H217V255H219L218 253H219V251H217V246H213V249H212V251H214L215 249ZM223 248V247H222ZM236 248V247H235ZM116 249V248H115ZM185 250L184 252L185 253H183V250ZM200 249H199V251H200ZM208 249V250H209ZM210 249V250H211ZM231 249H234V248H231ZM112 250V249H111ZM119 250H121V248L119 249ZM118 250V251H119ZM182 250V251H181ZM201 250V252L200 253H202L203 255L204 254H206V257H204V256H200L199 255V253H198V256H196L197 254V252L195 253V252H193V251H195V250H193V251H191V250H189L188 252H190L192 255L193 254H195L194 256H196L195 258H194V256H192L190 259H191V261L193 260L192 258H194V260H193V263H194V261H195V264H203V263H205V262H203V261H205V259H206V262H208V261H211V263L212 262H214L213 260H210L211 259V256L210 257H208L207 256V252L208 251H205L206 253H204V251H202ZM219 250H221V248H219ZM228 250V249H227ZM241 250H243V248L241 249ZM117 251V250H116ZM223 251H224V249H223ZM237 251H239V250H237ZM246 251V250H245ZM112 252H113V250H112ZM193 252V253H192ZM211 252V251H210ZM76 253V252H75ZM82 253H84V252H82ZM88 253V252H87ZM110 253V252H109ZM222 253L224 254V252H222V250H221V256H222ZM236 253V252H235ZM80 254H81V252H80ZM120 254V253H119ZM123 254V255H124ZM178 254H179V256H178ZM187 254H189V253H187ZM191 254H190V256H191ZM201 254V255H202ZM215 254V255H216ZM234 254V253H233ZM110 255V254H109ZM112 255V254H111ZM214 255V256H215ZM225 255V254H224ZM223 255V256H224ZM227 255V254H226ZM242 255V256H241ZM76 256V255H75ZM77 256H79V255H77ZM76 256V257H77ZM81 256V255H80ZM80 256H79V258H80ZM83 256V255H82ZM106 256V255H105ZM113 256V255H112ZM114 256H115V254H114ZM178 256V257H177ZM186 256V255H185ZM214 256H212L213 257V259L215 260V257ZM220 256V255H219ZM176 257H177V259H176ZM187 257V256H186ZM186 257H184V258H186ZM189 257V256H188ZM217 258H218V256H216ZM226 257V256H225ZM84 258V257H83ZM179 258V259H180ZM209 258V259H208ZM221 258H223V257H221ZM221 258L219 257L218 259L221 261ZM227 258H224L223 260H224V262L222 261V263L224 264V263H227V261H229L230 260V262L231 263H233V264H235V259L233 258V259H227ZM76 259V258H75ZM174 259V260H173ZM176 259V260H175ZM208 259V260H207ZM218 259H216L215 261V263L214 264H216L217 263V261H218ZM78 260V259H77ZM80 260V259H79ZM120 259H118V261H119ZM187 260H189V258L187 259ZM234 260V261H233ZM115 261H116V259H115ZM198 263H197V262ZM239 261V262H238ZM110 262V261H109ZM117 262V261H116ZM186 262V261H185ZM219 262V261H218ZM105 263H108V262H105ZM221 262H220V264H222ZM87 264V263H86ZM116 264V263H115ZM187 264V263H186ZM205 264H208V263H205ZM218 264V263H217ZM227 264H229V262L227 263Z\"/></svg>","mask_w":264,"mask_h":264}]
</instances>
